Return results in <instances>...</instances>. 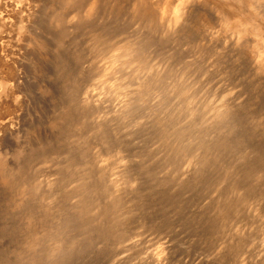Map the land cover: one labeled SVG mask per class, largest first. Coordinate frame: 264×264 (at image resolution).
I'll return each mask as SVG.
<instances>
[{"label":"rangeland","instance_id":"obj_1","mask_svg":"<svg viewBox=\"0 0 264 264\" xmlns=\"http://www.w3.org/2000/svg\"><path fill=\"white\" fill-rule=\"evenodd\" d=\"M59 1H61V0H35V2H34V0H20L19 4L20 5L24 4L25 5L24 7H26V9L29 10V11L27 10V12L29 14V17H28L29 19L26 21V23L27 22L28 23L27 24L25 23L26 27L24 26L22 28V30L20 28L15 27V26H11L10 24H5V22H2V20L0 19L1 20L0 21V55H1L0 56V163H2V161H3V164H0V167L5 164V166L2 167L4 169V171L6 169L5 172L9 173L10 171L11 172L14 171L16 173V175L15 174L12 175L13 173L10 172L11 173L10 176L12 175L11 177L14 178V180H12L11 184H10V183L4 182L5 179L2 177V174L0 172V264H20V263H22L21 258L23 259L24 256H27V258L28 257L33 258L35 256V254L33 252L34 250H33V248L31 249V245H30L31 241H28V240L33 235V233L36 231V229L39 228L38 226L43 225L42 224L43 222L48 223V225L50 224L49 229L51 228V226H54V227L57 226L56 229H59L61 227L65 228V226H66V229L67 228L68 229L65 232L68 233V237H72V238L76 237V239L78 238L77 240L80 244V247H79L80 249L78 250V253H81V254L79 255L77 253L78 254L77 256L76 255L75 256H69V262L70 263L67 262V264H121V263H123L122 261H124L123 264H126L127 262H128L127 264H129V263L130 264H136V263L137 264H142V263L144 264L146 262H147V264H153L154 262L150 261L149 259H147L149 261L146 260V258H148V256L152 255V254L154 255V257L158 258V260L156 259L154 264L158 263V261H159V264H173V263L174 264H183V263L184 264H192V263L196 262V260L202 261L203 258H204V261H203L204 264H209V263H211V264H213V263L214 264L215 263L216 264L217 263L218 264H264V69H263L264 68V64H263L264 63V45H263L264 44V25H263L264 24V11H263L264 10V0H258V1H256V0H207L208 1L207 4H206V2H207L206 0H195V1L194 0H147V3H146V0H141V1L140 0H123V1H121V0H103V1L101 0L100 1L99 0L100 3H97L98 1L96 2V4H97L96 9H95V10H97L96 15L95 14L94 15H90V14L87 15L88 9H89V6L87 5L86 7L88 9L82 10V12H81V10L78 12L76 11V13L73 12L74 14H71V15H75V14L77 15L80 13L79 16L81 18H83V20L85 18L86 19L88 18V20L86 21V19H85L84 21H82L81 19H79V21L81 20V22H78V23H80V25L77 23L76 24L77 27H73L74 29L73 28L71 29V27L66 26L67 27V28L65 27L66 30L65 29L62 30V28H64L65 25L62 28L56 27V29H55L54 21L52 18L54 5L55 6H57L58 4H60L58 6L62 5ZM117 1H118V3H117ZM201 1H203L204 3ZM253 1H254V3H253ZM255 1L257 3H255ZM143 2H144L143 5H145L143 7L145 9L141 5V3H143ZM258 2L260 3V5ZM49 3L51 6L49 5ZM32 5H34V7ZM115 6L116 7L119 6V7H117L118 9ZM139 6H141V7H139ZM147 6H148V9H146ZM206 6H208V7H206ZM35 7H37V8H35ZM140 8H142L144 10V14H143V10ZM30 9H31V11H30ZM214 9H215L216 13L214 12ZM223 9H225L226 11ZM195 10H197V11H195ZM208 10H209V13H208ZM259 10H260V12H259ZM40 11L43 13H41ZM178 11H179V13H178ZM147 12L149 14L151 13L150 15H152V16H150ZM217 14H219V16ZM83 15H84V17H83ZM148 15L150 16L149 19H153V20L150 21L149 19H147ZM90 17H92L91 20L89 19ZM50 18H52V19H50ZM51 20H52V22H50ZM182 20H184V21H182ZM31 21H32V23H31ZM147 24H148V27H147ZM185 24L187 25V27L183 28L186 26ZM29 25H31V26H29ZM149 25H151V26L149 27ZM175 26H176V28H175ZM253 26H255V27H253ZM13 27H15V28H13ZM226 27H228V28L226 29ZM30 28H32L31 30H33V31H31ZM45 28L47 30H45ZM60 28H61V30H60ZM68 28H69V30H67ZM130 28H132L134 30H132ZM75 29H77V30H75ZM49 30H51V31H49ZM66 31H67V33H66ZM181 32H182V34H181ZM244 32H246V33H244ZM62 33L63 34L66 33V34L63 36ZM131 33L134 34V35L133 34L132 35L135 38L137 37L139 39V37L140 38L142 37L141 39H139V44H141L142 41L145 40V38H146L145 42L143 41L142 44L145 43V46L147 44H148V47L150 46L149 48L148 47L143 48L142 53H145L146 55L144 54L143 56H140V58L144 57V56L148 57V58H141V61L143 59H145V62L143 60V62L131 61L130 63H127L125 61L126 56H122L123 53L121 55V52L123 51V48H125V45L131 44V41H133V37H131L129 39V37L132 36ZM137 33H139V34H137ZM141 33H143V34H141ZM49 34L51 35V37ZM125 34L128 35L129 37H126ZM136 34H137V36H136ZM139 35H143V36H139ZM21 36H23V37H21ZM120 36L123 39H119V40L122 41L125 39V41L120 42L118 40V37L120 38ZM34 37H36V38H34ZM193 37H195V38H193ZM48 38H50V39H48ZM135 38H134V40H135ZM138 39L135 40L137 45H138V42H137ZM161 39H162V41H160ZM58 40H60V41L58 42ZM115 40L117 42L116 43L117 45H115ZM126 40L127 41L129 40L130 42L127 43ZM140 40H142V41H140ZM148 40H150L149 41L150 43H148ZM55 42L58 44H56ZM118 42L121 44L118 45ZM59 43H61L62 46H60ZM122 43L125 45H123ZM142 44H141V46L143 47ZM196 44H198L199 46ZM118 47L121 49H119ZM144 49L146 50V52ZM169 49L171 50V52ZM183 50H184V52H183ZM191 50L193 52H191ZM232 50H235V51H232ZM190 52L193 54H191ZM114 54L120 55V59L118 60L119 63H117L114 60V58H113ZM187 54L189 55L190 58H188ZM200 56H202V57H200ZM233 56L236 58H234ZM196 57H197V59H196ZM121 58L123 59V62H122ZM6 59L8 62L7 61L4 62ZM220 59L222 60V62ZM228 59L231 60V62ZM120 60H121V62H120ZM191 60H193V61H191ZM194 60H196V61L194 62ZM216 60H220V62L219 61L217 62ZM227 61H229V62H227ZM233 61H235V62H233ZM137 62H139V64H137ZM140 62L143 64V66L147 65V66H145V68H147V69L145 70V68H144V70L146 72L144 70H141L143 67H141L142 65H140L141 64ZM147 62L149 63V65ZM207 62H209L211 64H209ZM121 63H122V65H121ZM123 63H124V65H123ZM99 65H101V67H98ZM91 66H92V68H91ZM102 66L106 69L102 68ZM154 66H156V67H154ZM88 67L90 69H88ZM130 67H132L131 68L132 70H130ZM37 68H38V70H37ZM100 68L102 69V71H100L101 70ZM151 68H153V70H151ZM207 68H209V69H207ZM9 69H11V70H9ZM103 69L105 70V72ZM136 69L138 70V72H136ZM139 70H141V72ZM262 70H263V72H262ZM11 71H12V73H11ZM128 71H130V72H128ZM149 71L151 74H149ZM156 71H158V72H156ZM248 71H250V72H248ZM123 72H124V74H123ZM152 72H154V73L152 74ZM131 73H133V74H131ZM141 73H143V74H141ZM144 73H147L150 76H148L147 74H146L147 75L146 76ZM155 73H157V76L155 75ZM257 74H259V75H257ZM104 75H106V76H104ZM136 75L138 78L143 77L142 79H144L145 76L147 77V82H145L146 80L144 81L145 84L147 83V85H145V90L148 89L146 91V93L141 92V90H140V89H142L140 82H143V80L139 78V82H138V78L132 79ZM154 75H155V77H154ZM158 75H160V76H158ZM260 75H262V76H260ZM10 76L12 78H10ZM246 76H248V77L246 78ZM259 76H260V79H259ZM148 78H149V80L151 79L155 82H153L151 80L149 82ZM14 79H17L20 81L19 82L17 81L18 82L17 83L14 81ZM158 79H159V81H158ZM160 79H163L162 81H164V82H162ZM126 80H127V82H126ZM13 81H14V83H13ZM124 82H126V84ZM133 82L135 83V85ZM148 82H149V85L151 84L150 87L148 85ZM248 82H250V83H248ZM117 83H118V85H117ZM121 83H122V86L120 85V88H119V84H121ZM127 83L129 86L127 85ZM240 83L241 84L244 83V84L241 85ZM123 84L126 86H124ZM132 84L134 85V87ZM234 86H236V87H234ZM116 87L119 88V90H118V92L120 91L119 94L116 93V91H114V89H116ZM126 87H128V88H126ZM143 88H144V86H143ZM111 89H113V90H111ZM121 89L125 90V93L123 90L121 91ZM128 90H130V92L132 94L130 92H128ZM134 90H136V91H134ZM145 90H143V91H145ZM111 91H114L115 93L111 92ZM86 92L94 94V95H92L94 98L92 97V99H91L92 102H91L90 107H92V108L87 106V108H84V110H85L84 111L83 106L81 107L82 104H81L80 99H81V96L84 95ZM68 93H70V94H68ZM112 93L116 95L115 96L116 99L113 96H111L113 99L109 98V96ZM238 93H240L239 96H238ZM72 95H74V96H72ZM245 95H247L248 97ZM125 96H126V98H125ZM229 96H231V97H229ZM147 98H148V100H147ZM243 98H245V99L243 100ZM139 99L141 100V102ZM158 100L160 101V103L158 102ZM71 102H73L74 104ZM132 102L134 104L135 103L136 104L134 105V104H132ZM234 102H236V103H234ZM78 103H80V105ZM140 103H141V105H137ZM240 103H242V104H240ZM129 104L131 105V107L129 106ZM154 104H156V105H154ZM166 105H168V106H166ZM135 106H136V108H135ZM158 106H160V107L158 108ZM72 107H73V109H72ZM166 108H168V110ZM188 108L191 110H188ZM81 109H82V111H81ZM113 109L116 111H114ZM148 109H151V110H148ZM159 109H162V110H159ZM90 110H92V111H90ZM120 110H122V111H120ZM154 110H156V111H154ZM110 111H111V113H113V111H114V114H115V112H117V113L120 112L119 114L123 118L119 117V116L118 117L114 116V114H111ZM189 111L190 112L193 111L194 112V113L192 112L193 114H197L196 116L193 115L195 117V119L192 116V113H190ZM166 112L168 115L166 114ZM219 112H221V113H219ZM109 113L111 114L112 120L110 118ZM173 113H174V115H172ZM200 113H202V114H200ZM84 114H85V117H83ZM156 114H157V116L159 115V117H157ZM188 114L190 115V117L192 116L193 118H190L188 116ZM101 115H102V117L104 116V119H102ZM161 115L163 116L162 119H161V117H162ZM219 115H222L221 116L222 121L224 120V122H222L223 125H225L223 127L224 128L226 127L225 128L226 131H224V132L229 133V134H227V136L229 135L227 138L225 137L226 135H224L223 137L228 139V141H229L228 144H229V148H230L229 149L230 152L228 154H221V156H220L221 161L220 162H222V164L220 163V166H218L220 168L216 167V169H214L213 167H215V166H213V165H212V167L209 166L210 168H207L208 170L205 168L204 172L209 171L211 173V175L209 174V172L204 173V172L200 171V169H199L198 171L202 172L203 174H200V172H199V174H196V177H195V172H193V171H196L198 169V165H199V164H197V166H196V163L194 162V161H196L195 158H193L195 153L192 156L191 152L185 150V153L188 152L191 155L189 154L190 155L189 156L187 154V156H186V154H185L184 156H181V157H183L182 159L179 157L181 160L179 158H177L179 161L178 163H180V161H182V163H180V164L182 166H187V165H189V161H190V163L193 162V166H194V164H195V166L192 168L196 167V170H192L191 174L189 175L190 177H187L188 180H187V178L186 179H180V178H178V173L177 174L175 172L173 173V176L175 174L177 175V177H176V175L174 176L175 178H177L176 180L180 179V181L178 180V183L179 182L182 183L183 181H185V182H183V185H186L185 188L182 186L183 189H180L181 185H182L180 183L177 186H176V183H175V185L170 184L169 183V182H171L170 179L173 177L171 175L172 174L171 172H172V167L174 166V163L176 164V166L173 167L174 169H175V167L177 170L182 169V167L181 168L178 167V166H180V164L177 165L178 164V163H176L177 160L176 161H173L174 159L172 160L171 157L174 158V156L171 154V152H170V155L168 156V154H169L168 151H172L170 149L173 146L175 147L176 146L175 144L177 143L174 140V138L172 137V135H171V137L169 135V133L172 131V129L174 127L173 125H171V126L167 125L170 123L169 120L172 119L171 117L178 116L177 118L176 117L173 118L172 121H173V124L176 121L175 124H177L179 126L180 124H182V121L184 122L186 119H188L189 121H192L193 119L194 120L197 119L196 121H194V120L193 121L199 122V123H200V120H202L203 122L202 121L201 122L204 123L205 121L212 119L213 116L216 117ZM96 116H98V118L101 117V119L104 120L105 123L108 124V125H106L105 123H103L104 121L102 122V125H106V126L102 127L103 132L98 131V128L94 127L95 125L93 124V118L92 117H96ZM105 116H106V118H105ZM149 116H152V117H149ZM166 116L167 117L169 116V117L167 118ZM199 116H200V118H199ZM203 116H205V117H203ZM206 116H208L207 120L206 119L203 120L204 118H206ZM74 117H75V119H73ZM209 117H211V118H209ZM83 118H86V119H83ZM90 118L92 121H90ZM118 118L123 119V121L121 122V119H120V122H119ZM145 118H146V120H145ZM164 119L167 121H165ZM81 120H83V122L85 121L86 123L84 122L85 123L84 125H83V123L80 125ZM145 121L146 122L148 121V123H146ZM151 121L152 122L154 121V122L152 123ZM157 121H159V123L161 125H163V124L160 121L165 122V124H166L165 129L168 128L167 130H169V128H170L169 133H167V136L169 137V139L163 135L164 133H162V131H161L162 129H159L161 125H159L157 123ZM88 122L89 123L92 122L91 125L92 126L94 125L93 128L94 129L96 128L95 130H96V132L99 133L98 134L99 137L95 133H94V135L92 134V131L95 132V130H93V128H92V130L90 129L92 126L91 125L89 126ZM118 122H119V124H118ZM139 122H140V124L143 122L141 124L142 127L139 126ZM225 122H227V123L225 124ZM123 123H125V124H123ZM144 123L147 125L148 128H146ZM154 123H156V124H154ZM77 124H79V125H77ZM148 124L150 126H152V129H151V127H149ZM198 124L193 123V127L200 128L199 127L200 125H198ZM72 125H74V126H72ZM84 126H86V127H84ZM137 126L139 127V130L135 129V128H137ZM143 126H145V127L143 128ZM155 126H158L159 128L158 127L157 128L160 131L157 132L158 129ZM167 126H169V127H167ZM77 127H78V129H77ZM80 127L83 131L82 133H79V132H81V130H79ZM153 127H155V128H153ZM141 128L144 130H142ZM86 129H88L87 130L88 132H86ZM105 129L107 131H110V132H106ZM145 129H148V131H145ZM165 129H163V130H165ZM67 130H68V132H67ZM132 130H134L135 133ZM200 130L202 131L204 129L200 128ZM212 130L214 131V126L211 127V129H208V131L204 130L202 132H207L208 139H211V136L213 138V135H209V134H212V133L214 134V132ZM227 130H229V131H227ZM69 131H71V132H69ZM84 131L86 132V135H84L83 137H84V139L85 138L86 139H85V142L83 143L84 139L83 140L80 139V138H83L80 134L85 133ZM131 131L134 134L131 133ZM137 131H140V133ZM142 131H144V132H142ZM150 131H153V132L156 131L157 133L160 132L161 134L159 133L157 135L156 132L150 133ZM148 132H149V134H152L151 136L149 135L150 137L147 136ZM102 133H104L106 135H104ZM107 133H108V135H107ZM70 135H72L73 137ZM95 135H96L97 139H96V137H94ZM101 135H103L105 138L107 136V138H109L110 141L107 138L105 140V138L102 137ZM129 135L132 137H129ZM90 136H92V137H90ZM146 136H147V139H146ZM160 136L162 138L159 139ZM100 137H102V139H104V140L99 139V141H103V142L109 141L111 143L112 148L110 147V143H108L105 146L106 142L105 143L99 142L98 138H100ZM135 138H137V139H135ZM73 139L75 140V142ZM144 139L147 140L149 144L146 143L147 141H144ZM131 140H133V141H131ZM154 140H155V142H154ZM158 140H160L159 141L160 145L158 143ZM212 140L214 141L215 139L213 138ZM71 142L74 144H72ZM132 142L137 143L136 147H135V144ZM140 142H141V145H140ZM152 142H153V144H152ZM138 144H139V146H138ZM150 144H152V145H150ZM79 145H81V146H79ZM177 145L179 146V143ZM120 146H122V147H120ZM150 147L152 148V150L150 149ZM156 147L157 148L162 147L160 149L158 148L159 154L157 153ZM125 148L127 149V151ZM137 148H138V150H137ZM145 148H146V150H144ZM154 148H155L156 152L153 150ZM72 149H73V151H72ZM70 151H72V153L73 152L74 153L72 154ZM147 151H149V152H147ZM151 151L154 155H151ZM69 152L72 154V156L75 155V158L78 157V160L83 155H84V157H81V158H85V154H87L88 157L86 156V158H87L86 160L90 161L91 157H92V159L94 158L93 159L94 161H92V159H91V161L93 162V163L92 162L91 163L93 165H91L90 162L85 164L86 161H85V163L83 162L85 159H80V161H78L77 158L73 159V161L69 163V160H68L69 154H70ZM144 152H145V155H146V153H147V155L148 154L151 155L150 158H148L149 155L145 156V158H148L147 161L150 160L148 162V164H147V162L143 161V160L146 161V159H144V157H143V160H142V157L141 158L138 157V154H140V153H141V155L144 156ZM165 152L168 154H163ZM92 153H93L94 157L92 156ZM155 154L159 155V157H158L159 160H158V158L155 157L158 155H155ZM183 154L184 153H182L181 155H183ZM211 154H213L214 156L212 157ZM162 155H164L163 157L166 158V161H168L169 159H171V161L170 160L168 161L170 163L167 162V166H166V164L165 165L163 164V163H166L165 161L159 162L160 164H162L163 167L164 166L167 167V168L164 167V169L167 170V173H169V175H168L165 172L160 177L164 180L165 179L164 177L167 176L166 177L167 179H165V181L168 182L170 185L174 186L175 188L172 186L170 188H167V187H169V186L166 187V185L168 183L163 184V182H162L163 180L162 179L160 180V177L158 175L163 170L162 166L160 167V165L156 162L158 164L159 168H162V170H160V172L159 173L157 172V174H156V171H159L157 164L155 163L158 170L156 169L154 164H152L153 166L151 165V162L154 161V158H155V160L157 159L156 161H160V158L164 159L163 157H161ZM165 155H167V156H165ZM209 155H210V158H213V159L216 157L214 152L213 153L210 152ZM67 156H68V158H67ZM96 156H97V158H95ZM132 156H134V157H132ZM135 156L138 157L137 159H140V160L137 161ZM152 156H154V158H152ZM124 158H127V159H124ZM133 158H134V160H133ZM151 158L153 159V161ZM12 159H13V161H12ZM100 159H101V161L97 162ZM5 160H6V162H5ZM74 160H76L75 163H74ZM132 160H133V162L131 163ZM140 161H142V162H140ZM13 162H15V163H13ZM16 162H17V164H16ZM96 162L99 164H102V165L104 163L106 170H109V168H110L109 171H111V172H107L105 170V172L102 173L103 181L106 180L107 175H110V177L112 176V178L115 179V185H116L117 189L119 188L118 193H117V198H118L119 203L121 202V204H119L121 206L118 205L117 209H112V204H111L112 202H110V198L109 197L106 198L107 197V196H105L106 194L103 195V197H105L107 199L106 201H108V204L105 203V200L102 197V199H103L102 201L104 202V204H106L107 206L109 204H111L108 206L110 208V210H109V208L105 207L108 210L107 213H110L109 211H112V212H111V214H108L109 219L107 218L103 222V223H106L105 224L106 226L109 222L110 228H109V226H107V227L103 226L104 225L103 223H102L103 224L102 226L105 229L107 228V230H110L112 227L111 225H113V226L117 225V227H116L117 231H116V234H114V236L116 238L111 233L108 234L106 232L107 237L103 241H106L107 244H103L104 245L103 246L102 243H99V240H98L99 238H98V239H93V241H91L92 243L90 242V244H88L89 248H87L88 246L85 244V241L81 240L82 239V236H81L82 232L80 233V228H79V225L80 226L82 225L80 221H82V222H84V221L82 219H80V221H79V219H78V218H80L78 216L79 211L76 208H74V204L71 203V200H73V201L80 200L79 202H81V204L83 205L82 201L85 198H88V200L86 199L87 200L86 204L87 203L90 204V202H91L90 200H92V198H94V196L90 197L91 192L89 190L81 191V193L83 192V194H80V192H78V194L81 195V196L77 195L78 197L75 196V194H73V191L77 185H78L77 189H76L77 191L80 190L81 188H82L81 190L84 189L83 186H80L82 183L80 184L78 182L81 181L80 180L81 178H82V182H83V178L86 177L87 172H92L95 170L98 171L99 173L102 172L98 168H95V167H97L95 164ZM121 162H123V163H121ZM138 162H140V163H138ZM9 163L12 165V167ZM22 163H23V165H22ZM76 163H78V165H76ZM130 163H131V165H129ZM143 163H144V165H143ZM145 163H146V165H145ZM70 164H71V166H70ZM110 164L113 166H111ZM124 164H126V166L128 167V168L126 167L127 169L125 168L126 170L125 169L122 170V166ZM138 165H141L143 167L146 166V167L143 168V167L139 166L140 168H143L140 171L139 167H136ZM85 166H87L86 169H85ZM133 166H135L134 169H133ZM151 166L155 169H154V171L152 170L153 174L151 173V175H150L149 171L151 168H149V167H151ZM42 167L44 168V170ZM45 167H47V168L50 167V169H47V168L45 169ZM77 167H78V169H77ZM91 167H92V169H91ZM11 168H13V169L11 170ZM39 168L42 169L44 172L42 170H40ZM82 168L85 170L89 169L86 172L85 171L82 172L83 174H85L84 177H83V174L81 173V171H83ZM183 168H185V167H183ZM16 169L17 170L19 169V171L17 172ZM74 169L76 172L74 171ZM80 169H81V171L77 172V170L79 171ZM136 169L137 170L139 169V170L137 171ZM146 169H147V171H146ZM174 169H173V171H174ZM217 169H219V170H217ZM213 170H215V172H213ZM118 171H120V172H118ZM139 171H140V174H138V176L140 175L139 180H141V181L137 180V178H134L137 176V172H139ZM143 171L146 172L145 173L146 175L148 173L147 176H150V177L146 176L145 180H147V178H148L147 181H144V178H145V176L143 177L144 173L141 175V172H143ZM168 171H171V172H168ZM198 171L196 173H198ZM217 171H218V173H216ZM125 172H127V173H125ZM176 172H178V171H176ZM128 173H129V175H127ZM135 173H136V176H135ZM34 175H36L37 178ZM78 175H80L81 177ZM154 175L155 176L157 175V177H155ZM170 175L172 176L171 178H170ZM16 176H17V178L15 179ZM151 176L155 177L157 179V181H158V179L160 180V181H158L159 182L158 185H160L161 183L163 185H165V186H163L161 184L159 186L160 188L163 189V187H166L168 189V191L171 190V191H169V193L172 192L171 195H169V196H167L168 194L165 195L167 197H170V199L167 198V200H165L166 197H164V196L155 198L156 196H160V194H163L162 192H164L165 190L160 192L162 189L160 190V188L157 185L158 182L155 179L151 178ZM168 176L170 179L168 178ZM205 176H206V178H205ZM20 177L21 178L25 177L27 179L29 177V181L27 179L25 180V178H23L24 180L22 179L23 181H26V183H27L24 186V188L20 185L21 184L20 181H19L20 184L17 182L18 180H20ZM191 177H192V179H190ZM33 178H36V179H33ZM132 178L134 180H137V181H134L133 183H131L133 180ZM175 178H174V180H175ZM31 179H32V181H31ZM78 179H79V181H78ZM142 179H143V184H145L146 182L148 183V181H149V183H148L149 185L148 184H145V185L141 184ZM149 179L150 180L153 179L154 182H153V180L150 181ZM237 179H238V182H237ZM174 180L172 179V182ZM186 180L188 181V183L191 182L192 185H189L190 183L187 184ZM75 181H78V182L74 183ZM155 181H156V183H155ZM126 182H127V185H126ZM138 182H141V183H139V185H138ZM150 182L152 184L153 183L156 184V185L153 184L154 186L152 185V187H158L159 188L158 191L160 194L158 192L155 193V191H157V188L156 189L154 188L155 191H153L154 189L152 190V188L149 189V186H151ZM234 182L236 184H234ZM14 183H16V184H14ZM39 183H41V184H39ZM104 184H105V181H104ZM39 185H40V187H39ZM71 185H73V187H74L72 189L73 191L69 190L70 188H72ZM82 185H84V183ZM129 185H130V187H129ZM140 185H143V186H140ZM135 186H137L139 189ZM145 186L148 188H145ZM196 186H197V188H196ZM21 188H22V190H21ZM30 188H32V189H30ZM103 188H104V186H103ZM120 188H122V189H120ZM144 188L147 190H145ZM171 188L176 189L175 191H177V190H179V191H177L175 193V191L172 190ZM26 189H27V191H26ZM110 189L111 188H108V192ZM126 189H130V190L127 191ZM122 190L125 192H123ZM133 190L136 191V194H135L136 196L133 194V193H135V192H133ZM139 190L142 192V193L141 192L140 193L143 194L144 197L142 195L138 194ZM150 190H152L151 191L152 195H154L153 193L156 194V195H154L155 197L152 195L149 196ZM190 190L192 192V195H191ZM21 191L24 193H22ZM35 191H37V192H35ZM69 191H71V193L77 199L75 198V200H74L73 195H72L73 197L72 196L69 197L71 195L69 193ZM88 191H89V193H88ZM111 191L112 190H110V193H111ZM146 191H148L149 194H147L148 192L146 193ZM84 192H86L85 196H83ZM167 192H165V193H167ZM68 193L70 195H68ZM173 193H175V194H173ZM177 193H178V195H177ZM23 194H24V196H23ZM27 194H29V195H27ZM144 194L147 196H145ZM157 194H159V195H157ZM198 194H200V195H198ZM20 195H22V198H24V199H25V195H26V198H28V199H27V201H26V199L25 200L23 199V202L24 203L29 202V204H31V205L26 203L27 204L26 207H25V205H24V207H22V205L19 207L18 202L22 201ZM92 195H94V194L92 193ZM173 195H174V197H173ZM215 195L216 196L218 195V196L216 197ZM119 196H121V197H119ZM148 196L149 197L152 196L154 198H152V197L149 198ZM171 196L174 199H171ZM213 196H215L216 198L215 197L213 198ZM134 197H136V198H134ZM71 198H73V199H71ZM119 198H120V200H119ZM121 198H123V199H121ZM177 198H178V200L180 199L179 201H181V203L178 200H177L178 202L176 201ZM199 198H200V200H199ZM133 199H135V200H133ZM157 200L159 202H157ZM174 200L176 201L177 204L180 203L179 208L181 210L179 208H177V204L174 203L175 202ZM182 200H183V202H182ZM153 201L157 202V203H154ZM31 202H33V205L36 208L35 211H34V208H33ZM37 202H38V204H37ZM47 203H49V204H47ZM188 203H189V205H188ZM37 205L38 206L42 205V206H40V208H39V207H37ZM45 205H46V207H45ZM84 205H85V202H84ZM106 205H103V207ZM175 205H176V208H174ZM189 206H192V207H189ZM37 208L39 210L41 209L42 211L37 210ZM68 208H70V209H68ZM72 208H73V210H72ZM29 209H31L32 211ZM78 209H79V207H78ZM45 210H46V212H45ZM71 210L74 213H76V215L73 214V212ZM75 210H76V212H75ZM199 210H201V211H199ZM22 211H24V212H22ZM38 211L41 213H38ZM69 211H71V212H69ZM114 211L116 212V214L119 213L118 214L119 216L115 215ZM45 213L47 214V217H49L50 219H48L46 217ZM64 213H65V215H63ZM67 213H69V214H67ZM122 213H124V214H122ZM27 214H29V215H27ZM36 214H37V216H36ZM112 215L118 216L119 218L121 217L122 219H116V220H115V218L112 219L111 218ZM170 215H172V216H170ZM176 215H178V217L180 216L179 217L180 219L178 217H176ZM72 216H74V217H72ZM22 217H24V218L22 219ZM37 217H40V218H37ZM44 217L46 220L48 219V222L43 220ZM118 217H116V218H118ZM187 217H189V218H187ZM27 218L28 219L31 218L33 220H35V218H36V220L33 221V220L29 219V221H28ZM73 218L76 220V222L78 224L75 221H73L74 220ZM65 219L66 220L68 219L67 221H69L68 223L70 226H68V223H65ZM77 219H78V221H77ZM99 219H98V222L103 221V220L101 221V219L100 220ZM189 219H190V221H189ZM112 220L116 221V223L118 220V223L114 224L115 222ZM199 220H200V222H199ZM205 220H207V221H205ZM50 221L51 222L53 221L52 225H51ZM70 221L73 222V223H71L72 225L70 224ZM100 222H99V224H100ZM168 222H169V224H168ZM223 222H224V224H223ZM28 223L32 226L30 227V225ZM75 223H76V226L71 227ZM151 223H153V224H151ZM62 224H65V226ZM182 224H183V226H182ZM227 224L229 226H227ZM36 225H38V226H36ZM121 225H123V226H121ZM173 225H174V227H173ZM203 225H205L206 227ZM221 225H223V226H221ZM34 226H36L37 228ZM163 226H164L165 230L163 229ZM54 227H52L50 229L51 232H52V230H54V231L56 230V229H53ZM220 227H221V229H220ZM28 228H30V229L28 230ZM166 229H167V231H166ZM210 229H212L213 231ZM217 229H219V230H217ZM26 230H28V231H26ZM151 231H153V232H151ZM250 231H251V233H250ZM145 232H147V233H145ZM157 232H159V233H157ZM171 232H172V234H171ZM79 233L81 235H79ZM222 233H223V235H222ZM166 234H167V236H166ZM65 235H66V233H65ZM109 235H112V236H109ZM175 235H177L179 238ZM193 236H196V237H193ZM245 236H247V237H245ZM79 237H81V238H79ZM170 237L174 238V240ZM26 238H27V240H26ZM153 238H155V239H153ZM181 238L184 239L182 241H184L185 243L181 242V241H176L179 239L181 240ZM127 239H128V241H126ZM95 240H96V242L98 241L100 246L101 245L103 246L102 248L99 245L97 246V248L100 247L99 249L101 251L98 249L100 253L94 252V251H98L97 248L94 246V245H96ZM171 240L174 241L175 243L179 242V245L174 244V242H172ZM80 241L82 244L80 243ZM119 241L121 242V244L134 242L136 245H138V247L135 245L139 249L138 253H136L137 248L135 247L136 248L135 249L134 245L132 246L133 248L129 247L127 250H124L126 253L131 251L130 254L129 253L126 254L125 252L123 253V251L121 252V249H119L121 247L120 246L121 244ZM28 242H29V244H28ZM108 242L110 244L109 246H108ZM180 242L182 244H184L183 247H180V245H182ZM227 242L230 245H228ZM112 243H114V244H112ZM205 243H206V245H205ZM168 246H170V247H168ZM172 246H174L176 248L171 249ZM177 246H179V247H177ZM226 246H227V248H226ZM90 247H91V249H90ZM111 247H113L111 250L112 254H111V252H109L110 251L109 249H111ZM81 248H82L83 252H80V251H82ZM94 248H96V249H94ZM149 248H151V251ZM200 248H201V250H200ZM23 249H24V251H23ZM116 249H117V251H116ZM172 250H174V251H172ZM113 252L114 253L116 252L115 255L117 257L115 255H113L114 254ZM118 252H120L121 254L119 255ZM21 253H23L24 256ZM141 253H143V254H141ZM149 253H151V254H149ZM154 253H157V254L155 255ZM98 254L99 255L101 254V255L99 256ZM134 254H135L136 258L134 257ZM147 254H149V255H147ZM30 255H33V257ZM124 255H125L126 259L120 260V256H124ZM136 255H138V256H136ZM200 255H202V256H200ZM207 255H209V256H207ZM88 256H89V259H86V257L88 258ZM142 256H143V258H145V260H146L145 262H143L144 260H143ZM199 256L200 257L204 256V257L200 259ZM195 257H197L198 259H195ZM108 258L110 261L108 260ZM139 258H140V260H139ZM221 258H223V259H221ZM234 259H235V261H234ZM101 260H103V261H101ZM133 260L134 261L136 260V261L133 262ZM176 260H178L179 262ZM236 260H238V262ZM198 261L196 264H203V262L199 263ZM213 261H215V262H213ZM103 262H105V263H103ZM169 262H171V263H169ZM48 264H49V262H48Z\"/></svg>","mask_w":264,"mask_h":264},{"label":"bare ground","instance_id":"obj_2","mask_svg":"<svg viewBox=\"0 0 264 264\" xmlns=\"http://www.w3.org/2000/svg\"><path fill=\"white\" fill-rule=\"evenodd\" d=\"M16 1V2H15ZM62 1V2H61ZM61 1H59L62 5L61 6H58V5H60V4H58L57 6H55L54 5V8H53V21H54V25H55V29H56V27H63L64 25V28H62V30L63 29H65V27L67 26V27H71V29L73 28V27H77L76 26V24L78 23V22H81V20L82 21H84L83 20V18H81L80 16H79V14H75V15H71V14H74L73 12H75L76 13V11L78 12V11H80L81 10V12H82V10H85V9H88L86 6L88 5L89 6V9H88V13H87V15L88 14H90V15H96V11L97 10H95L96 9V2L97 3H100L99 2V0H61ZM101 1V0H100ZM103 1V0H102ZM121 1H123V0H121ZM120 1V2H121ZM141 1V0H140ZM195 1V0H194ZM207 1V0H206ZM256 1H258V0H256ZM255 1V3H257ZM19 2H20V0H0V19L2 20V22H5V24H10L11 26H15V27H17V28H20L21 30H22V28L25 26V23H26V21L29 19L28 17H29V14H28V12H27V10L28 9H26V7H24L25 5L23 4V5H20L19 4ZM34 2H35V0H34ZM38 2V1H37ZM58 2V3H59ZM158 2V1H157ZM174 2V1H173ZM200 2V1H199ZM201 2H203V1H201ZM28 3V2H27ZM117 3H118V1H117ZM122 3V2H121ZM146 3H147V0H146ZM193 3V2H192ZM204 3V2H203ZM208 3V1L206 2V4ZM253 3H254V1H253ZM252 3V4H253ZM259 3V2H258ZM263 3V2H262ZM36 4V3H35ZM144 4V2L143 3H141V5H142V7L143 6H145V5H143ZM200 4V3H199ZM27 5V4H26ZM49 5H50V3H49ZM99 5V4H98ZM139 5V4H138ZM212 5V4H211ZM226 5V4H225ZM234 5V4H233ZM247 5V4H246ZM259 5H260V3H259ZM263 5V4H262ZM33 7H34V5H32ZM48 6V5H47ZM51 6V5H50ZM106 6V5H105ZM120 6V5H119ZM119 6H117V7H119ZM193 6V5H192ZM209 6V5H208ZM208 6H206V7H208ZM216 6V5H215ZM214 6V7H215ZM227 6V5H226ZM257 6V5H256ZM30 7V6H29ZM98 7V6H97ZM116 7V6H115ZM116 7V8H117ZM139 7H141V6H139ZM203 7V6H202ZM212 7V6H211ZM223 7V6H222ZM259 7V6H258ZM35 8H37V7H35ZM100 8V7H99ZM102 8V7H101ZM144 8V7H143ZM200 8V7H199ZM205 8V7H204ZM46 9V8H45ZM98 9V8H97ZM118 9V8H117ZM140 9H142V8H140ZM145 9V8H144ZM146 9H148V6H147V8ZM210 9V8H209ZM254 9V8H253ZM258 9V8H257ZM120 10V9H119ZM143 10V9H142ZM188 10V9H187ZM207 10V9H206ZM223 10H225V9H223ZM261 10V9H260ZM260 10H259V12H260ZM29 11V10H28ZM30 11H31V9H30ZM147 11V10H146ZM195 11H197V10H195ZM226 11V10H225ZM264 11V10H263ZM262 11V12H263ZM41 12V11H40ZM189 12V11H188ZM200 12V11H199ZM214 12H215V9H214ZM41 13H43V12H41ZM146 13V12H145ZM148 13V12H147ZM178 13H179V11H178ZM208 13H209V10H208ZM216 13V12H215ZM228 13V12H227ZM254 13V12H253ZM82 14V13H81ZM143 14H144V10H143ZM149 14V13H148ZM151 14V13H150ZM149 14V15H150ZM212 14V13H211ZM225 14V13H224ZM32 15V14H31ZM86 15V16H87ZM147 15V14H146ZM148 15V16H149ZM218 16H219V14H217ZM216 15V16H217ZM223 15V14H222ZM227 15V14H226ZM41 16V15H40ZM45 16V15H44ZM147 16V19H149L150 18V16H152V15H150L149 17ZM230 16V15H229ZM235 16V15H234ZM262 16V15H261ZM39 17V16H38ZM80 17V18H79ZM83 17H84V15H83ZM89 17V16H88ZM31 18V17H30ZM45 18V17H44ZM52 18H50V19H52ZM91 18L92 17H90L89 19L91 20ZM186 18V17H185ZM200 18V17H199ZM49 19V20H50ZM79 19H81L80 21H79ZM219 19V18H218ZM228 19V18H227ZM262 19V18H261ZM0 20V21H1ZM31 20V19H30ZM29 20V21H30ZM88 20V18L86 19V21ZM89 20V21H90ZM150 21L151 20H153V19H149ZM148 20V21H149ZM174 20V19H173ZM259 20V19H258ZM182 21H184V20H182ZM188 21V20H187ZM213 21V20H212ZM49 22V21H48ZM50 22H52V20L50 21ZM186 22V21H185ZM210 22V21H209ZM28 23V22H27ZM26 23V24H27ZM31 23H32V21H31ZM37 23V22H36ZM148 23V22H147ZM188 23V22H187ZM217 23V22H216ZM259 23V22H258ZM44 24V23H43ZM49 24V23H48ZM79 25H80V23H78ZM152 24V23H151ZM181 24V23H180ZM214 24V23H213ZM227 24V23H226ZM183 25V24H182ZM186 25V24H185ZM212 25V24H211ZM217 25V24H216ZM264 25V24H263ZM29 26H31V25H29ZM28 26V27H29ZM151 25H149V27H150ZM222 26V25H221ZM256 26V25H255ZM255 26H253V27H255ZM261 26V25H260ZM15 27H13V28H15ZM26 27V26H25ZM33 27V26H32ZM66 27V28H67ZM147 27H148V24H147ZM187 27V25L185 26V27H183V28H186ZM224 27V26H223ZM52 28V27H51ZM54 28V27H53ZM61 28H60V30H61ZM80 28V27H79ZM175 28H176V26H175ZM228 27H226V29H227ZM259 28V27H258ZM32 28H30V30H31ZM58 29V28H57ZM70 29V30H71ZM74 29V28H73ZM130 29H132V28H130ZM145 29V28H144ZM150 29V28H149ZM173 29V28H172ZM222 29V28H221ZM244 29V28H243ZM38 30V29H37ZM45 30H47L46 28H45ZM52 30V29H51ZM51 30H49V31H51ZM66 30V29H65ZM67 30H69V28L67 29ZM75 30H77V29H75ZM96 30V29H95ZM132 30H134V29H132ZM131 30V31H132ZM153 30V29H152ZM181 30V29H180ZM190 30V29H189ZM248 30V29H247ZM31 31H33V30H31ZM73 31V30H72ZM94 31V30H93ZM92 31V32H93ZM130 31V32H131ZM136 31V30H135ZM154 31V30H153ZM152 31V32H153ZM179 31V30H178ZM244 31V30H243ZM37 32V31H36ZM47 32V31H46ZM61 32V31H60ZM64 32V31H63ZM128 32V31H127ZM174 32V31H173ZM180 32V31H179ZM183 32V31H182ZM182 32H181V34H182ZM242 32V31H241ZM14 33V32H13ZM66 33H67V31H66ZM65 33V34H66ZM97 33V32H96ZM103 33V32H102ZM188 33V32H187ZM244 33H246V32H244ZM255 33V32H254ZM63 34V33H62ZM65 34H63V36L65 35ZM112 34V33H111ZM110 34V35H111ZM133 33H131V35H132ZM137 34H139V33H137ZM137 34H136V36H137ZM141 34H143V33H141ZM147 34V33H146ZM151 34V33H150ZM40 35V34H39ZM44 35V34H43ZM50 35V34H49ZM96 35V34H95ZM119 35V34H118ZM123 35V34H122ZM126 35V34H125ZM134 35V34H133ZM128 36V35H126V37H129V39L131 38V37H133V41H131V44H127L128 42H130L129 40L127 41L126 40V44L127 45H125V44H123V45H125V48H123V51L121 52V55H122V53H123V55L122 56H126V62L127 63H130L131 61H141V58H148L147 56L145 57H141L140 58V56H143L145 53H142L143 52V48H145V47H148V44L145 46V43L144 44H142L143 43V41L145 42V40H146V38H145V40H140V41H142V45H143V47L141 46V44H139V39H141L140 37H139V39H138V45H137V43L135 42V40H137L134 36ZM149 35V34H148ZM246 35V34H245ZM254 35V34H253ZM35 36V35H34ZM57 36V35H56ZM139 36H143V35H139ZM189 36V35H188ZM262 36V35H261ZM6 37V36H5ZM9 37V36H8ZM21 37H23V36H21ZM45 37V36H44ZM50 37H51V35H50ZM112 37V36H111ZM191 37V36H190ZM252 37V36H251ZM3 38V37H2ZM34 38H36V37H34ZM53 38V37H52ZM57 38V37H56ZM134 38H135V40H134ZM149 38V37H148ZM193 38H195V37H193ZM192 38V39H193ZM10 39V38H9ZM8 39V40H9ZM15 39V38H14ZM48 39H50V38H48ZM59 39V38H58ZM119 39H123L121 36H120V38L118 37V40ZM152 39V38H151ZM150 39V40H151ZM189 39V38H188ZM250 39V38H249ZM261 39V38H260ZM38 40V39H37ZM54 40V39H53ZM52 40V41H53ZM132 40V39H131ZM150 40H148V43H150L149 41ZM255 40V39H254ZM258 40V39H257ZM50 41V40H49ZM60 40H58V42H59ZM120 42H122V41H125V39L124 40H119ZM155 41V40H154ZM160 41H162V39L160 40ZM114 42V41H113ZM133 42V43H132ZM165 42V41H164ZM249 42V41H248ZM56 43V42H55ZM117 42H116V40H115V45H117L116 44ZM135 43V44H134ZM153 43V42H152ZM155 43V42H154ZM243 43V42H242ZM246 43V42H245ZM54 44V43H53ZM52 44V45H53ZM56 44H58V43H56ZM114 44V43H113ZM112 44V45H113ZM121 43H119L118 42V45H120ZM134 44V45H133ZM165 44V43H164ZM252 44V43H251ZM37 45V44H36ZM59 45L60 46H62L61 45V43H59ZM122 45V46H123ZM196 45H198V44H196ZM248 45V44H247ZM264 45V44H263ZM5 46V45H4ZM56 46V45H55ZM54 46V47H55ZM58 46V45H57ZM138 46V47H137ZM199 46V45H198ZM7 47V46H6ZM120 47V46H119ZM118 47V48H119ZM124 47V46H123ZM150 47V46H149ZM148 47V48H149ZM196 47V46H195ZM257 47V46H256ZM4 48V47H3ZM147 48V49H148ZM171 48V47H170ZM203 48V47H202ZM234 48V47H233ZM260 48V47H259ZM119 49H121V48H119ZM168 49V48H167ZM186 49V48H185ZM236 49V48H235ZM27 50V49H26ZM145 50V49H144ZM149 50V49H148ZM170 50V49H169ZM258 50V49H257ZM4 51V50H3ZM168 51V50H167ZM189 51V50H188ZM230 51V50H229ZM232 51H235V50H232ZM256 51V50H255ZM5 52V51H4ZM145 52H146V50H145ZM150 52V51H149ZM166 52V51H165ZM170 52H171V50H170ZM183 52H184V50H183ZM191 52H193L192 50H191ZM190 52V53H191ZM198 52V51H197ZM261 52V51H260ZM7 53V52H6ZM5 53V54H6ZM82 53V52H81ZM148 53V52H147ZM175 53V52H174ZM189 53V52H188ZM202 53V52H201ZM236 53V52H235ZM9 54V53H8ZM142 54V55H141ZM149 54V53H148ZM170 54V53H169ZM191 54H193V53H191ZM197 54V53H196ZM241 54V53H240ZM7 55V54H6ZM83 55V54H82ZM146 55V54H145ZM188 55V54H187ZM1 56V55H0ZM193 56V55H192ZM203 56V55H202ZM202 56H200V57H202ZM239 56V55H238ZM230 57V56H229ZM234 57V56H233ZM81 58V57H80ZM113 58H114V60L117 62V63H119V59H120V55L119 54H114L113 55ZM188 58H190L189 57V55H188ZM194 58V57H193ZM221 58V57H220ZM234 58H236V57H234ZM122 59V58H121ZM196 59H197V57H196ZM204 59V58H203ZM219 59V58H218ZM81 60V59H80ZM144 60V62H145V59H143ZM143 60L141 61V62H143ZM190 60V59H189ZM188 60V61H189ZM200 60V59H199ZM213 60V59H212ZM221 60V59H220ZM220 60H216L217 62L219 61L220 62ZM225 60V59H224ZM229 60V59H228ZM234 60V59H233ZM7 61V59L4 61V62H6ZM191 61H193V60H191ZM196 60H194V62H195ZM198 61V60H197ZM230 62H231V60H229ZM229 61H227V62H229ZM8 62V61H7ZM22 62V61H21ZM20 62V63H21ZM120 62H121V60H120ZM122 62H123V59H122ZM125 62V63H126ZM140 62V63H141ZM221 62H222V60H221ZM233 62H235V61H233ZM148 63V62H147ZM191 63V62H190ZM193 63V62H192ZM207 63H209V62H207ZM137 64H139V62H137ZM136 64V65H137ZM145 64V63H144ZM209 64H211V63H209ZM233 64V63H232ZM264 64V63H263ZM8 65V64H7ZM17 65V64H16ZM119 65V64H118ZM121 65H122V63H121ZM123 65H124V63H123ZM126 65V64H125ZM135 65V66H136ZM140 65H142L141 67H143L141 70H144V68H145V66H147V65H144L143 66V64L141 63ZM148 65H149V63H148ZM227 65V64H226ZM6 66V65H5ZM120 66V65H119ZM215 66V65H214ZM213 66V67H214ZM98 67H101V65H99ZM138 67V66H137ZM136 67V68H137ZM140 67V66H139ZM149 67V66H148ZM154 67H156V66H154ZM161 67V66H160ZM210 67V66H209ZM228 67V66H227ZM230 67V66H229ZM84 68V67H83ZM91 68H92V66H91ZM102 68H104L103 66H102ZM118 68V67H117ZM121 68V67H120ZM123 68V67H122ZM132 67H130V70H132L131 69ZM135 68V67H134ZM150 68V67H149ZM248 68V67H247ZM250 68V67H249ZM253 68V67H252ZM255 68V67H254ZM261 68V67H260ZM88 69H90L89 67H88ZM101 69V68H100ZM99 69V70H100ZM104 69H106V68H104ZM103 69V70H104ZM115 69V68H114ZM140 69V68H139ZM147 68H145V70H146ZM155 69V68H154ZM207 69H209V68H207ZM219 69V68H218ZM217 69V70H218ZM264 69V68H263ZM9 70H11V69H9ZM8 70V71H9ZM37 70H38V68H37ZM84 70V69H83ZM141 70H139L140 72H141ZM144 70V71H145ZM150 70V69H149ZM151 70H153V68H151ZM161 70V69H160ZM215 70V69H214ZM213 70V71H214ZM248 70V69H247ZM19 71V70H18ZM100 71H102V69L100 70ZM165 71V70H164ZM251 71V70H250ZM250 71H248V72H250ZM104 72H105V70H104ZM125 72V71H124ZM124 72H123V74H124ZM128 72H130V71H128ZM136 72H138V70L136 69ZM146 72V71H145ZM148 72V71H147ZM155 72V71H154ZM154 72H152V74L154 73ZM156 72H158V71H156ZM161 72V71H160ZM159 72V73H160ZM215 72V71H214ZM213 72V73H214ZM262 72H263V70H262ZM11 73H12V71H11ZM135 73V72H134ZM216 73V72H215ZM122 74V75H123ZM127 74V73H126ZM131 74H133V73H131ZM141 74H143V73H141ZM145 75L147 74V73H144ZM149 74H151L150 73V71H149ZM149 74H147L148 76H150ZM20 75V74H19ZM139 75V74H138ZM144 75V76H145ZM146 75V76H147ZM155 75L157 76V73H155ZM155 75H154V77H155ZM249 75V74H248ZM255 75V74H254ZM257 75H259V74H257ZM104 76H106V75H104ZM128 76V75H127ZM130 76V75H129ZM145 76V78L144 79H142L141 77H139L140 79H142L143 80V82H140L141 83V86H142V89L143 90H145V85H147V83L145 84V82H147V77ZM158 76H160V75H158ZM245 76V75H244ZM260 76H262V75H260ZM260 76H259V79H260ZM136 77V78H135ZM134 78H132V79H137L138 77H137V75L135 76ZM248 76H246V78H247ZM250 77V76H249ZM253 77V76H252ZM257 77V76H256ZM10 78H12L11 76H10ZM139 78H138V82H139ZM153 78V77H152ZM245 78V77H244ZM253 79V78H252ZM251 79V80H252ZM131 80V79H130ZM141 80V81H142ZM146 80V81H145ZM151 80V79H150ZM150 80H149V78H148V81L150 82ZM161 81L163 80V79H160ZM14 81L15 82H19L20 80H17V79H14ZM14 81H13V83H14ZM134 81V80H133ZM145 81V82H144ZM151 81H153V80H151ZM158 81H159V79H158ZM17 82V83H18ZM98 82V81H97ZM121 82V81H120ZM123 82V81H122ZM126 82H127V80H126ZM126 82H124L125 84H126ZM149 82H148V85H149ZM153 82H155V81H153ZM162 82H164V81H162ZM243 82V81H242ZM247 82V81H246ZM260 82V81H259ZM134 83V82H133ZM158 83V82H157ZM161 83V82H160ZM159 83V84H160ZM248 83H250V82H248ZM130 84V83H129ZM241 84V83H240ZM239 84V85H240ZM242 84H244V83H242ZM241 84V85H242ZM254 84V83H253ZM117 85H118V83H117ZM120 85L122 86V83L121 84H119V88H120ZM124 85V84H123ZM127 85H128V83H127ZM133 85V84H132ZM131 85V86H132ZM134 85H135V83H134ZM134 85H133V87H134ZM151 85V84H150ZM150 85H149V87H150ZM20 86V85H19ZM124 86H126V85H124ZM129 86V85H128ZM143 86H144V88H143ZM249 86V85H248ZM255 86V85H254ZM9 87V86H8ZM137 87V86H136ZM135 87V88H136ZM234 87H236V86H234ZM72 88V87H71ZM113 88V87H112ZM115 88V87H114ZM119 88L118 87H116V89H114V91H116V93H118L119 94V92H118V90H119ZM126 88H128V87H126ZM141 88V87H140ZM139 88V89H140ZM12 89V88H11ZM14 89V88H13ZM142 89H140L141 90V92H145L146 93V91L148 90H145V91H143ZM241 89V88H240ZM245 89V88H244ZM111 90H113V89H111ZM123 89H121V91H122ZM131 90V89H130ZM130 90H128V92H130ZM138 90V89H137ZM114 91H111V92H114ZM124 91V93H125V90H123ZM134 91H136V90H134ZM139 91V90H138ZM75 92V91H74ZM233 92V91H232ZM238 92V91H237ZM246 92V91H245ZM73 93V92H72ZM115 93V92H114ZM131 93V92H130ZM68 94H70V93H68ZM132 94V93H131ZM239 94L240 93H238V96H239ZM248 94V93H247ZM77 95V94H76ZM79 95V94H78ZM92 95H94V94H91V93H89V92H86L84 95H82L81 96V107L83 106V110H84V108H87V106H91V102H92ZM96 95V94H95ZM123 95V94H122ZM129 95V94H128ZM243 95V94H242ZM249 95V94H248ZM9 96V95H8ZM72 96H74V95H72ZM111 96H113L114 98H115V94H111L110 96H109V98L111 99L112 97ZM233 96V95H232ZM237 96V95H236ZM245 96H247V95H245ZM70 97V96H69ZM76 97V96H75ZM106 97V96H105ZM229 97H231V96H229ZM235 97V96H234ZM241 97V96H240ZM248 97V96H247ZM72 98V97H71ZM80 98V97H79ZM78 98V99H79ZM94 98V97H93ZM125 98H126V96H125ZM141 98V97H140ZM146 98V97H145ZM144 98V99H145ZM238 98V97H237ZM113 99V98H112ZM116 99V98H115ZM143 99V98H142ZM161 99V98H160ZM159 99V100H160ZM235 99V98H234ZM233 99V100H234ZM245 98H243V100H244ZM69 100V99H68ZM74 100V99H73ZM140 100V99H139ZM147 100H148V98H147ZM158 100V102L160 103V101ZM242 100V99H241ZM77 101V100H76ZM79 101V100H78ZM106 101V100H105ZM131 101V100H130ZM133 101V100H132ZM167 101V100H166ZM237 101V100H236ZM240 101V100H239ZM128 102V101H127ZM140 102H141V100H140ZM143 102V101H142ZM155 102V101H154ZM228 102V101H227ZM243 102V101H242ZM247 102V101H246ZM71 103H73V102H71ZM112 103V102H111ZM130 103V102H129ZM145 103V102H144ZM147 103V102H146ZM152 103V102H151ZM166 103V102H165ZM233 103V102H232ZM234 103H236V102H234ZM70 104V103H69ZM74 104V103H73ZM79 105H80V103H78ZM132 104H134L133 102H132ZM136 104V103H135ZM134 104V105H135ZM162 104V103H161ZM239 104V103H238ZM240 104H242V103H240ZM244 104V103H243ZM64 105V104H63ZM93 105V104H92ZM99 105V104H98ZM127 105V104H126ZM137 105H141V103L140 104H137ZM148 105V104H147ZM154 105H156V104H154ZM229 105V104H228ZM106 106V105H105ZM129 106L131 107V105L129 104ZM163 106V105H162ZM166 106H168V105H166ZM76 107V106H75ZM129 107V108H130ZM157 107V106H156ZM160 106H158V108H159ZM90 108H92V107H90ZM100 108V107H99ZM107 108V107H106ZM112 108V107H111ZM135 108H136V106H135ZM173 108V107H172ZM225 108V107H224ZM231 108V107H230ZM66 109V108H65ZM72 109H73V107H72ZM167 110H168V108H166ZM80 110V109H79ZM87 110V109H86ZM89 110V109H88ZM114 110V109H113ZM148 110H151V109H148ZM159 110H162V109H159ZM188 110H191V109H189L188 108ZM81 111H82V109H81ZM85 111V110H84ZM90 111H92V110H90ZM107 111V110H106ZM114 111H116V110H114ZM114 111H113V113H111V111H110V113L111 114H114ZM120 111H122V110H120ZM154 111H156V110H154ZM169 112V111H168ZM174 112V111H173ZM190 112V111H189ZM193 112V111H192ZM192 112H190V113H192ZM198 112V111H197ZM68 113V112H67ZM72 113V112H71ZM79 113V112H78ZM109 113V114H110ZM120 113V112H119ZM119 113H117V112H115V114H114V116H119V117H122V116H120V114ZM123 113V112H122ZM121 113V114H122ZM149 113V112H148ZM154 113V112H153ZM152 113V114H153ZM159 113V112H158ZM157 113V114H158ZM162 113V112H161ZM194 113V112H193ZM192 113V116L193 115H197V114H193ZM219 113H221V112H219ZM77 114V113H76ZM82 114V113H81ZM111 114H110V118H111ZM155 114V113H154ZM157 114H156V116H157ZM166 114H167V112H166ZM171 114V113H170ZM200 114H202V113H200ZM218 114V113H217ZM224 114V113H223ZM15 115V114H14ZM60 115V114H59ZM67 115V114H66ZM79 115V114H78ZM83 115V114H82ZM81 115V116H82ZM88 115V114H87ZM90 115V114H89ZM150 115V114H149ZM168 115V114H167ZM172 115H174V113L172 114ZM199 115V114H198ZM212 115V114H211ZM100 116V115H99ZM113 116V115H112ZM124 116V115H123ZM162 116V115H161ZM186 116V115H185ZM188 116L190 117V115L188 114ZM190 117V118H193V117ZM201 116V115H200ZM200 116H199V118H200ZM222 115H219V116H213V118L212 119H210V120H207V117L208 116H206V118H204L203 120H207V121H205L204 123H202L203 121L202 120H200V123L199 122H194V121H196V120H194L195 119V117H194V121L192 122V121H189L188 119H186L184 122L182 121V124H180L179 126L177 125V124H175V122H174V124H173V121H172V119L173 118H177L178 116H173V117H171L172 119L171 120H169V122L171 123H169V124H167V125H173L172 127H173V129H172V131L169 133V131H170V128H169V130H167V129H165L166 128V124H165V122H163V121H160V122H162V124L163 125H161L160 123H159V121H157V123L159 124V125H161L160 126V128L158 127V126H155L156 128L158 127L159 129H162L161 131H162V133H164L163 135L164 136H166V138H168L169 139V137L167 136V133H169V135H170V137H171V135H172V137L174 138V140L177 142L175 145V147L172 149H170V150H172V151H168L169 152V154L168 153H163V154H168V156L170 155V152H171V154L174 156V158L173 157H171L172 158V160L173 161H176L177 160V162L176 163H178L179 161H178V159L177 158H183V157H181V156H184L185 154H186V156H187V154L189 155L190 153H185V150H187V151H189V152H191V154H192V156L194 155V153H195V157L193 156V158H195V160L197 161H194L195 163H196V166H197V164H199L198 165V169L196 170V167L195 168H192V167H194L195 166V164H194V166H193V162L192 163H190V161H189V165H187V166H182L180 163H182V161H180V163H178L177 165H179L180 164V166H178V167H182V169H179L178 167V169L179 170H177L176 169V167H175V169L173 168L174 166H176V164L174 163V166L172 167V172L171 171H168V172H171L170 174L173 176V173L175 172L176 174L178 173V178H180V179H186L187 177H190L189 175L191 174V172H192V170H196V171H193V172H195V177H196V174H199V172L200 171H202V172H204V170H205V168L207 169V168H210V167H212V165L213 166H215V167H213L214 169H216V167H218V166H220V163L222 164V162H220L221 160H220V156H221V154H228L229 152H230V148H229V144H228V139H226L228 136H227V134H229V133H227V132H224V131H226V127L224 128L223 126H225V125H223V123L222 122H224V120L222 121V117H221ZM224 116V115H223ZM76 117V116H75ZM75 117L73 118V119H75ZM83 117H85V114H84V116ZM101 117H102V115H101ZM101 117L100 118H98V116H96V117H92L93 118V124L95 125H93L94 127H97L98 128V131H100V132H103V129H102V127H104V126H106V125H108L107 123H105V121L104 120H102V119H104V116L102 117V119H101ZM116 117V118H117ZM149 117H152V116H149ZM157 117H159V115L157 116ZM167 117V116H166ZM165 117V118H166ZM169 117V116H168ZM167 117V118H168ZM182 117V116H181ZM202 117V116H201ZM203 117H205V116H203ZM212 117V116H211ZM211 117H209V118H211ZM215 117V118H214ZM58 118V117H57ZM69 118V117H68ZM105 118H106V116H105ZM123 118V117H122ZM163 118V116L161 117V119ZM183 118V117H182ZM188 118V117H187ZM189 118V119H190ZM83 119H86V118H83ZM114 119V118H113ZM120 119L121 118H118V120H119V122H120ZM224 119V118H223ZM226 119V118H225ZM54 120V119H53ZM77 120V119H76ZM111 120H112V118H111ZM116 120V119H115ZM145 120H146V118H145ZM165 120V119H164ZM199 120V119H198ZM66 121V120H65ZM88 121V120H87ZM90 121H92L91 120V118H90ZM89 121V122H90ZM104 121V122H103ZM114 121V120H113ZM123 121V119H121V122ZM149 121V120H148ZM148 121L146 122V123H148ZM165 121H167V120H165ZM180 121V120H179ZM202 121V122H201ZM227 121V120H226ZM11 122V121H10ZM56 122V121H55ZM59 122V121H58ZM73 122V121H72ZM85 122V121H84ZM83 122V120H81V123H80V125L83 123V125L86 123H84ZM88 122V123H89ZM102 122L103 123H105L106 125H102ZM109 122V121H108ZM116 122V121H115ZM119 122H118V124H119ZM138 122V121H137ZM144 122V121H143ZM142 122V123H143ZM152 122V121H151ZM154 122V121H153ZM152 122V123H153ZM51 123V122H50ZM75 123V122H74ZM111 123V122H110ZM117 123V122H116ZM141 123V124H142ZM193 123H196V124H198V125H200L199 127L202 129H204V130H206V131H208V129H211V127H213L214 126V134L212 133V134H209V135H213V138L215 139L214 141L212 140L213 138H212V136H211V139H208V135H207V132H202V131H204V130H200V128H197V127H193ZM202 123V124H201ZM227 122H225V124H226ZM5 124V123H4ZM55 124V123H54ZM72 124V123H71ZM70 124V125H71ZM92 124V122L91 123H89V126ZM121 124V123H120ZM123 124H125V123H123ZM122 124V125H123ZM138 124V123H137ZM140 124V122H139V126H141L142 127V125ZM145 124V123H144ZM154 124H156V123H154ZM179 124V123H178ZM59 125V124H58ZM76 125V124H75ZM77 125H79V124H77ZM87 125V124H86ZM97 125V126H96ZM149 125V124H148ZM60 126V125H59ZM72 126H74V125H72ZM92 126V125H91ZM93 126L90 128L91 130H92V128H93ZM131 126V125H130ZM145 126H146V128H148L147 127V125L145 124ZM145 126H143V128L145 127ZM165 126V127H164ZM69 127V126H68ZM82 127V126H81ZM81 127H80V129L79 130H81V132H79V133H82L83 131H82V129H81ZM84 127H86V126H84ZM88 127V126H87ZM118 127V126H117ZM132 127V126H131ZM136 127V126H135ZM149 127H151V129H152V126H150L149 125ZM155 127H153V128H155ZM162 127V128H161ZM167 127H169V126H167ZM171 127V128H172ZM230 127V126H229ZM6 128V127H5ZM89 128V127H88ZM157 128V129H158ZM77 129H78V127H77ZM96 129V128H95ZM94 128H93V130H95ZM107 129V128H106ZM105 129V130H106ZM115 129V128H114ZM124 129V128H123ZM135 129H137V130H139V127L137 126V128H135ZM142 129V128H141ZM156 129V130H157ZM157 130V132L158 131H160V130ZM163 129H165V130H163ZM213 129V128H212ZM229 129V128H228ZM61 130V129H60ZM74 130V129H73ZM76 130V129H75ZM88 129H86V132H88L87 131ZM110 130V129H109ZM125 130V129H124ZM129 130V129H128ZM127 130V131H128ZM142 130H144V129H142ZM150 130V129H149ZM62 131V130H61ZM132 131H134V130H132ZM131 131V133H133ZM145 131H148V129H145ZM227 131H229V130H227ZM67 132H68V130H67ZM69 132H71V131H69ZM85 132V131H84ZM86 132L85 133H83V134H80L82 137L84 136V135H86ZM106 132H110V131H107L106 130ZM130 132V131H129ZM137 132H139L140 133V131H137ZM142 132H144V131H142ZM151 132H153V131H150V133ZM154 132H156V131H154ZM153 132V133H154ZM156 132V133H157ZM94 133L95 134H97V136H98V132H96V130H95V132H93L92 131V134L94 135ZM127 133V132H126ZM125 133V134H126ZM134 133H135V131H134ZM133 133V134H134ZM147 133V132H146ZM160 133V132H159ZM159 133H157V135L159 134ZM102 134H104V133H102ZM110 134V133H109ZM116 134V133H115ZM143 134V133H142ZM161 134V133H160ZM76 135V134H75ZM92 135V136H93ZM104 135H106V134H104ZM107 135H108V133H107ZM145 135V134H144ZM151 136L152 134H149V132H148V134H147V136ZM156 135V134H155ZM224 135H226L225 137L226 138H224L223 136ZM70 136H72V135H70ZM92 136H90V137H92ZM102 137H104L103 135H101ZM121 136V135H120ZM147 136H146V139H147ZM149 136V137H150ZM73 137V136H72ZM71 137V138H72ZM86 137V136H85ZM94 137H96V135L94 136ZM99 137V136H98ZM102 137H100V138H98V141H99V139H102ZM129 137H132V136H130L129 135ZM134 137V136H133ZM138 137V136H137ZM144 137V136H143ZM210 137V136H209ZM105 138V137H104ZM106 138H107V136H106ZM106 138H105V140H106ZM113 138V137H112ZM160 138H162L161 136L159 137V139ZM231 138V137H230ZM66 139V138H65ZM80 139H84V137L83 138H80ZM86 139V138H85ZM85 139H84V141H83V143L85 142ZM90 139V138H89ZM92 139V138H91ZM96 139H97V137H96ZM107 139H109V138H107ZM119 139V138H118ZM132 139V138H131ZM135 139H137V138H135ZM149 139V138H148ZM151 139V138H150ZM153 139V138H152ZM167 139V140H168ZM68 140V139H67ZM74 140V139H73ZM102 140H104V139H102ZM165 140V139H164ZM173 140V139H172ZM230 140V139H229ZM108 141V140H107ZM109 141H110V139H109ZM106 142V141H99V142H103V143H105V146L108 144V143H110V142ZM131 141H133V140H131ZM139 141V140H138ZM144 141H147V140H145L144 139ZM143 141V142H144ZM152 141V140H151ZM159 141L160 140H158V143H159ZM166 141V140H165ZM169 141V140H168ZM74 142H75V140H74ZM93 142V141H92ZM150 142V141H149ZM154 142H155V140H154ZM157 142V141H156ZM164 142V141H163ZM162 142V143H163ZM174 142V141H173ZM70 143V142H69ZM72 143V142H71ZM132 143H134V142H132ZM131 143V144H132ZM146 143H148V141L146 142ZM151 143V142H150ZM157 143V144H158ZM161 143V144H162ZM170 143V142H169ZM179 143V146L177 145ZM233 143V142H232ZM68 144V143H67ZM72 144H74V143H72ZM80 144V143H79ZM90 144V143H89ZM122 144V143H121ZM130 144V143H129ZM135 144V147H136V144L137 143H134ZM149 144V143H148ZM152 144H153V142H152ZM152 144H150V145H152ZM166 144V143H165ZM82 145V144H81ZM81 145H79V146H81ZM102 145V144H101ZM140 145H141V142H140ZM149 145V146H150ZM159 145H160V143H159ZM169 145V144H168ZM174 145V144H173ZM71 146V145H70ZM138 146H139V144H138ZM158 146V145H157ZM165 146V145H164ZM172 146V145H171ZM74 147V146H73ZM110 147H111V143H110ZM109 147V148H110ZM120 147H122V146H120ZM152 147V146H151ZM150 147V149L152 150V148ZM233 147V146H232ZM77 148V147H76ZM112 148V147H111ZM159 148V147H158ZM158 148L156 147V149H157V153H158ZM160 148H162V147H160ZM159 148V149H160ZM69 149V148H68ZM126 149V148H125ZM124 149V150H125ZM140 149V148H139ZM149 149V148H148ZM147 149V150H148ZM103 150V149H102ZM109 150V149H108ZM121 150V149H120ZM137 150H138V148H137ZM144 150H146V148L144 149ZM154 151H155V148L153 149ZM167 150V149H166ZM69 151V150H68ZM72 151H73V149H72ZM72 151H70L71 153H72ZM126 151H127V149H126ZM135 151V150H134ZM133 151V152H134ZM153 151V152H154ZM163 151V150H162ZM165 151V150H164ZM184 151V152H183ZM69 152V153H70ZM124 152V151H123ZM147 152H149V151H147ZM156 152V151H155ZM160 152V151H159ZM213 153L214 152V154H215V158L213 159V158H210V155H209V153ZM69 154V158H68V156H67V158H68V160H69V163L70 162H72L73 161V159H76L77 158V160H78V157H76L75 158V155H73L72 156V154L74 153H72V154ZM83 153V152H82ZM88 153V152H87ZM102 153V152H101ZM143 153V152H142ZM182 153H184L183 155H181ZM85 154V153H84ZM138 154V153H137ZM159 154V153H158ZM158 154H155V155H158ZM190 154V155H191ZM16 155V154H15ZM33 155V154H32ZM31 155V156H32ZM81 155V154H80ZM83 155V154H82ZM115 155V154H114ZM132 155V154H131ZM130 155V156H131ZM140 155V156H139ZM146 155H147V153H146ZM145 152H144V156L143 155H141V153L140 154H138V157L139 158H141L142 157V160H143V157H144V159H146V161L145 160H143L144 162H147V164H148V162L150 161V160H148L147 161V159L148 158H150V156L151 155H154L153 153H152V151H151V155H147L148 156V158H145ZM171 155V156H172ZM180 155V156H179ZM189 155V156H190ZM212 155V157L214 156L213 154H211ZM35 156V155H34ZM86 156L88 157V155L87 154H85V158H81V157H84V155L83 156H81L80 158H79V160L78 161H80V159H85L83 162L85 163V161H86V163L85 164H87V163H89L90 162V164L91 165H93L92 163V161H94L93 159H92V157H91V159H92V161H91V159H90V161H88V160H86L87 158H86ZM90 156V155H89ZM92 156H93V153H92ZM98 156V155H97ZM97 156L95 157V158H97ZM164 155H162L161 157H163ZM165 156H167V155H165ZM17 157V156H16ZM33 157V156H32ZM94 157V156H93ZM128 157V156H127ZM132 157H134V156H132ZM136 157V156H135ZM138 157H136V160L137 161H139L140 159H137ZM156 158H158L159 157V155L158 156H155ZM35 158V157H34ZM130 158V157H129ZM152 158H154V156H152ZM151 158V159H152ZM164 158V157H163ZM170 158V157H169ZM179 158V159H180ZM192 158V159H193ZM18 159V158H17ZM32 159V158H31ZM89 159V158H88ZM102 159V158H101ZM101 159L100 160H98L97 162H100L101 161ZM118 159V158H117ZM124 159H127V158H124ZM162 158H160V161H156L155 160V158H154V161H153V159H152V161L154 162H151V165L152 164H154V166L156 167V165H155V163L157 162L159 165H160V167L162 166V164H160L159 162H161V161H165L166 163H163L164 165L166 164V166H167V162L170 160L171 161V159H167L168 161H166V158H164V159H162ZM180 159V160H181ZM186 159V158H185ZM184 159V160H185ZM71 160V161H70ZM133 160H134V158H133ZM133 160L131 161V163L133 162ZM135 160V161H136ZM158 160H159V158H158ZM191 160V159H190ZM10 161V160H9ZM12 161H13V159H12ZM17 161V160H16ZM30 161V160H29ZM75 161L76 160H74V163H75ZM88 161V162H87ZM96 161V160H95ZM122 161V160H121ZM5 162H6V160H5ZM4 162V163H5ZM92 162V163H91ZM95 163L96 164V166L97 167H95V168H98L100 171H102L101 173H99L98 171H92V172H87L86 174V177H84V175L85 174H83L82 172H86L87 170H89V169H87V170H85L86 169V167L87 166H85V169H83V171H81V169L78 171L77 170V172H80L81 171V173L83 174V177L86 179H84L83 178V182H82V178L80 179L81 181L80 182H78L79 181V179H78V181H75L74 183H76V182H78V183H84V185H80V186H83L84 187V189L83 190H76L77 189V186L74 188L73 187V185H71V187L72 188H70L69 190H72L73 188H74V191H73V194H75V196H81L80 194H83V192L81 193V191H85V190H89L90 192H91V196L90 197H93L94 196V198H92V200H90L91 202H90V204L89 203H87L86 204V202H87V200H88V198H85L82 202H83V205L81 204V202H79L80 200H76V201H73V200H71V203L72 204H74V208H76L79 212V214H78V216L80 217V218H78L79 219V221H80V219H82L84 222H82V221H80L81 222V226L79 225V228H80V233L82 232V235L79 233V235H81L82 236V239L81 240H84L85 241V244L88 246V244H90V242L91 241H93V239H98L99 240V243H102V245L103 244H107L106 243V241H103L107 236V233L109 234V233H111L113 236H114V234H116V231H117V225H111L112 227H111V229L110 230H107V228L105 229L103 226H105V227H107V226H109V228H110V224H109V222H108V224H107V226L105 225L106 223H103L104 222V220H106L107 218H108V214H111V212L112 211H109L110 213H107V209L106 208H109L108 206L109 205H111L112 204V209H117V207H118V205L119 204H121V202L119 203V201H118V198H117V193H118V190H119V188L117 189V187H116V185H115V179L114 178H112V176L110 177V175H105L106 176V180H104L105 181V184H104V181H103V176H102V173L103 172H105V170H106V167L104 166V163H103V165L102 164H99V163ZM140 162H142V161H140ZM140 162H138V163H140ZM8 163V162H7ZM12 163V162H11ZM13 163H15V162H13ZM21 163V162H20ZM40 163V162H39ZM121 163H123V162H121ZM131 163L129 164V165H131ZM135 163V162H134ZM156 163V164H157ZM168 163H170V162H168ZM172 163V162H171ZM0 164H3V161H2V163H0ZM10 164V163H9ZM16 164H17V162H16ZM115 164V163H114ZM150 164V163H149ZM158 164H157V166H158ZM185 164V163H184ZM11 165V164H10ZM22 165H23V163H22ZM25 165V164H24ZM40 165V164H39ZM66 165V164H65ZM68 165V164H67ZM74 165V164H73ZM72 165V166H73ZM76 165H78V163H76ZM111 165V164H110ZM128 165V166H129ZM143 165H144V163H143ZM145 165H146V163H145ZM169 165V164H168ZM5 166V164L3 165V166H1L0 167V172H1V174H2V177L5 179V181L4 182H6V183H10L11 184V181L12 180H14V178H12L11 176L12 175H16V173L13 171V172H11V173H13L11 176H10V172L9 173H7V172H5L6 171V169H5V171H4V169L2 168V167H4ZM35 166V165H34ZM46 166V165H45ZM70 166H71V164H70ZM84 166V165H83ZM95 166V165H94ZM111 166H113V165H111ZM122 166V165H121ZM120 166V167H121ZM139 166H141V165H138V166H136V167H139ZM149 166V165H148ZM147 166V167H148ZM153 166V165H152ZM149 167V168H151L150 169V175H151V173L154 171V169L155 168H153V167ZM166 166H164V167H166ZM210 166V167H209ZM11 167H12V165H11ZM14 167V166H13ZM38 167V166H37ZM69 167V166H68ZM67 167V168H68ZM90 167V166H89ZM93 167V166H92ZM92 167H91V169H92ZM127 166H126V164H124L123 166H122V170H124L125 168H126ZM134 167L135 166H133V169H134ZM141 167H143V166H141ZM144 167H146V166H144ZM143 167V168H144ZM163 167V166H162ZM164 167H163V170H162V168H159V166H158V168H159V171H156V174H157V172L159 173L160 172V170H162L161 172H160V174L158 175L159 177L162 175V174H164L165 172L167 173V170H165L164 169ZM183 167H185V168H183ZM16 168V167H15ZM43 168V167H42ZM47 167H45V169H46ZM64 168V167H63ZM81 168V167H80ZM109 168V167H108ZM128 168V167H127ZM126 168V169H127ZM130 168V167H129ZM132 168V167H131ZM143 168H140L139 167V169H140V171L143 169ZM167 168V167H166ZM218 168H220V167H218ZM13 168H11V170H12ZM40 169V168H39ZM47 169H50V167L49 168H47ZM53 169V168H52ZM77 169H78V167H77ZM113 169V168H112ZM125 169V170H126ZM138 169V170H139ZM148 169V168H147ZM147 169H146V171H147ZM156 169H157V167H156ZM173 169H174V171H173ZM200 169V171H198ZM212 169V168H211ZM40 170H42V169H40ZM43 170H44V168H43ZM42 170V171H43ZM55 170V169H54ZM109 170H110V168H109ZM109 170H106L107 172H111V171H109ZM114 170V169H113ZM112 170V171H113ZM130 170V169H129ZM137 170V169H136ZM137 170V171H138ZM145 170V169H144ZM153 170V171H152ZM158 170V169H157ZM178 171V172H176V171ZM181 170V171H180ZM208 170V169H207ZM217 170H219V169H217ZM16 171L18 172L19 171V169L17 170L16 169ZM74 171H75V169H74ZM140 171L139 172H137V176H136V173H135V176L136 177H134V178H137V180H139V176H138V174H140ZM180 171V172H179ZM198 171V173H196ZM44 172V171H43ZM76 172V171H75ZM118 172H120V171H118ZM163 172V173H162ZM202 172H200V174H203ZM207 172H209V171H207ZM207 172H204V173H207ZM212 172V171H211ZM213 172H215V170H213ZM90 173V174H89ZM117 173V172H116ZM124 173V172H123ZM125 173H127V172H125ZM144 173V175H143V177L145 176V178H144V181H147L148 180V178H147V180H145L146 179V176L148 175V173H147V175L145 174L146 172L145 171H143V172H141V175ZM216 173H218V171L216 172ZM215 173V174H216ZM19 174V173H18ZM80 174V173H79ZM108 174V173H107ZM132 174V173H131ZM153 174V173H152ZM168 175H169V173H167ZM166 174V175H167ZM175 174V175H176ZM209 174L211 175V173L209 172ZM21 175V174H20ZM39 175V174H38ZM113 175V174H112ZM127 175H129V173L127 174ZM170 175V178L172 177ZM174 175V176H175ZM208 175V174H207ZM22 176V175H21ZM25 176V175H24ZM28 176V175H27ZM26 176V177H27ZM35 177H36V175H34ZM78 176H80V175H78ZM104 176V177H105ZM153 176V175H152ZM151 176V178H153V179H155L156 181H157V179L155 178V177H157V175L155 176V177H152ZM172 177L171 179L169 178V176H168V178L171 180V182H169L170 184H174L175 185V183H176V186L177 185H179V183H178V180L180 181V179H178V180H176L177 178H175V177ZM213 176V175H212ZM19 177V176H18ZM81 177V176H80ZM142 177V176H141ZM147 177H150V176H147ZM164 177V176H163ZM167 176H165L164 178L165 179H167L166 178ZM176 177H177V175H176ZM194 177V176H193ZM201 177V176H200ZM203 177V176H202ZM208 177V176H207ZM17 178V176L15 177V179ZM23 178H25V177H23ZM23 178H21L20 177V180H18L17 182L20 184V182H21V186L24 188V186L27 184L26 183V181H23L24 179ZM37 178V177H36ZM36 178H33V179H36ZM65 178V177H64ZM174 178H175V180H174ZM205 178H206V176H205ZM210 178V177H209ZM23 179V180H22ZM27 178H25V180H26ZM133 179V178H132ZM152 179V180H153ZM162 178L160 177V180H161ZM165 179L162 181L163 182V184L165 183V184H167L168 182H166L165 181ZM172 179L174 180L173 182H172ZM190 179H192V177L190 178ZM189 179V180H190ZM197 179V178H196ZM204 179V178H203ZM22 180V181H21ZM28 181H29V177H28V179H27ZM85 180V181H84ZM137 180H132V182L131 183H133L134 181H137ZM150 180V179H149ZM152 180H150V181H152ZM159 179H158V181H160ZM169 180V181H170ZM187 180H188V178H187ZM186 180V183L187 184H189V185H192V183L191 182H189L188 183V181ZM194 180V179H193ZM198 180V179H197ZM20 181V182H19ZM31 181H32V179H31ZM139 181H141V180H139ZM156 181H155V183H156ZM157 181V182H158ZM165 181V182H164ZM183 181V180H182ZM196 181V180H195ZM200 181V180H199ZM153 182H154V180H153ZM183 182H185V181H183ZM183 182L182 183H180V184H182L181 185V188L180 189H183V187L185 188L186 187V185H183ZM198 182V181H197ZM196 182V183H197ZM203 182V181H202ZM210 182V181H209ZM213 182V181H212ZM215 182V181H214ZM237 182H238V179H237ZM13 183V182H12ZM17 183V184H18ZM30 183V182H29ZM28 183V184H29ZM42 183V182H41ZM41 183H39V184H41ZM139 183H141V182H138V185H139ZM145 183V182H144ZM148 183H149V181H148ZM147 182L145 183V184H148ZM151 183V182H150ZM161 183V182H160ZM167 184L166 185V187L167 186H169V187H167V188H170L172 185H170V184ZM14 184H16V183H14ZM36 184V183H35ZM141 184H143V179H142V183ZM145 184H143V185H145ZM154 184V183H153ZM152 183L150 184L151 186H149V189L150 188H152V190L155 188H157V191H155V189L153 190V191H155V193L156 192H158L159 193V191H158V189L160 188L159 186L162 184H160V185H158L159 184V182L157 183V185H158V187H152V185H153ZM162 184V185H163ZM185 184V183H184ZM207 184V183H206ZM234 184H236L235 182H234ZM239 184V183H238ZM44 185V184H43ZM126 185H127V182H126ZM143 185H140V186H143ZM149 185V184H148ZM154 185H156V184H154ZM153 185V186H154ZM213 185V184H212ZM9 186V185H8ZM75 186V185H74ZM103 186H104V188H103ZM163 186H165V185H163ZM162 186V187H163ZM183 186V187H182ZM39 187H40V185H39ZM129 187H130V185H129ZM135 187H137V186H135ZM166 187H163V189L162 188H160V192H162V191H164V192H162L163 194L165 193V192H167L168 191V189L166 188ZM172 187H174V186H172ZM180 187V186H179ZM193 187V186H192ZM108 188H111L110 190H112L111 191V193H110V190H109V192H108ZM138 188V187H137ZM145 188H148V187H146L145 186ZM144 188V189H145ZM175 188V187H174ZM196 188H197V186H196ZM28 189V188H27ZM27 189H26V191H27ZM30 189H32V188H30ZM68 189V188H67ZM120 189H122V188H120ZM139 189V188H138ZM172 189V188H171ZM179 189V188H178ZM195 189V188H194ZM21 190H22V188H21ZM77 192H76V191ZM127 191L128 190H130V189H126ZM145 190H147V189H145ZM152 190H150V194H149V190L148 191H146V193L147 194H149V196L150 195H152L151 193V191ZM172 190H176V189H172ZM89 191H88V193H89ZM123 191V190H122ZM169 191H171V190H169ZM169 191L167 192V193H165L164 195L163 194H160V196H154V195H156L155 193H153L154 195H152V196H154L155 198H157V197H166V199L165 200H167V198H169L170 199V197H167V196H169V195H171V193L172 192H170L169 193ZM173 191V192H174ZM177 191H179V190H177ZM177 191H175V193L177 192ZM182 191V190H181ZM187 191V190H186ZM22 192V191H21ZM35 192H37V191H35ZM40 192V191H39ZM68 192V191H67ZM77 194H76V193ZM78 192H80V194H78ZM123 192H125V191H123ZM133 192H135V193H133L134 195L136 194V191H134L133 190ZM138 192V191H137ZM141 191L139 190V192H138V194L139 195H142L143 196V194H141L140 193ZM183 192V191H182ZM190 192H191V190H190ZM196 192V191H195ZM22 193H24V192H22ZM31 193V192H30ZM71 195H70V194ZM69 193H68V195H70L69 197H71L73 194L71 193V191H69ZM85 193L86 192H84V195L83 196H85ZM92 193L94 194V195H92ZM110 195H108V194ZM131 193V192H130ZM144 193V192H143ZM175 193H173V194H175ZM180 193V192H179ZM26 194V193H25ZM34 194V193H33ZM38 194V193H37ZM42 194V193H41ZM104 194H106L105 196H107L106 198H110V202H112L111 204H109L108 206L106 205V204H104V202L102 201L103 199H102V197H103V195ZM120 194V193H119ZM118 194V195H119ZM137 194V195H138ZM159 194H157V195H159ZM166 194H168L167 196H165ZM195 194V193H194ZM27 195H29V194H27ZM90 195V194H89ZM115 195V196H114ZM138 195V196H139ZM145 195V194H144ZM177 195H178V193H177ZM184 195V194H183ZM191 195H192V192H191ZM198 195H200V194H198ZM211 195V194H210ZM21 196V199H22V201H19L18 202V205H19V207L22 205V207H24V205H25V207H26V203H28L29 204V202H26L27 201V199L28 198H26V195H25V199H26V203H24L23 202V199L24 198H22V195H20ZM23 196H24V194H23ZM33 196V195H32ZM36 196V195H35ZM74 196V195H73ZM72 196V197H73ZM74 196V200H75V197ZM77 196V197H78ZM136 196V195H135ZM145 196H147V195H145ZM148 196V197H149ZM151 196V197H152ZM180 196V195H179ZM190 196V195H189ZM216 196V195H215ZM215 196H213V198L215 197ZM218 196V195H217ZM216 196V197H217ZM89 197V198H90ZM116 197V198H115ZM119 197H121V196H119ZM125 197V196H124ZM140 197V196H139ZM144 197V196H143ZM147 197V198H148ZM151 197H149V198H151ZM154 197H152V198H154ZM173 197H174V195H173ZM188 197V196H187ZM211 197V196H210ZM215 197V198H216ZM42 198V197H41ZM104 198V200H105V203H107L108 204V201H106L107 199L105 198V197H103ZM134 198H136V197H134ZM138 198V197H137ZM201 198V197H200ZM200 198H199V200H200ZM20 199V198H19ZM24 199V200H25ZM35 199V198H34ZM71 199H73V198H71ZM77 199V198H76ZM87 199V200H86ZM121 199H123V198H121ZM171 199H174V198H172V196H171ZM37 200V199H36ZM35 200V201H36ZM119 200H120V198H119ZM133 200H135V199H133ZM156 200V199H155ZM162 200V199H161ZM178 200V198L176 199V201ZM180 200V199H179ZM178 200V201H179ZM198 200V199H197ZM73 201V202H72ZM118 201V202H117ZM122 201V200H121ZM137 201V200H136ZM141 201V200H140ZM145 201V200H144ZM175 201V200H174ZM176 201L174 202V203H176ZM177 201V202H178ZM202 201V200H201ZM205 201V200H204ZM215 201V200H214ZM34 202V201H33ZM33 202H31L32 203V206H33V208H34V211L36 210V208H35V206L33 205ZM40 202V201H39ZM45 202V201H44ZM70 202V201H69ZM84 202H85V205H84ZM89 202V201H88ZM123 202V201H122ZM129 202V201H128ZM132 202V201H131ZM147 202V201H146ZM154 202V201H153ZM157 202H159L158 200H157ZM157 202H154V203H157ZM166 202V201H165ZM172 202V201H171ZM180 203H181V201H179ZM182 202H183V200H182ZM206 202V201H205ZM143 203V202H142ZM152 203V202H151ZM164 203V202H163ZM180 203L179 204H177V208H179V205H180ZM35 204V203H34ZM37 204H38V202H37ZM41 204V203H40ZM47 204H49V203H47ZM81 204V205H80ZM171 204V203H170ZM184 204V203H183ZM195 204V203H194ZM205 204V203H204ZM29 205H31V204H29ZM103 205H106V206H104L103 207ZM141 205V204H140ZM188 205H189V203H188ZM40 206H42V205H40ZM40 206H38L37 205V207H39L40 208ZM119 206H121V205H119ZM148 206V205H147ZM173 206V205H172ZM186 206V205H185ZM21 207V208H22ZM45 207H46V205H45ZM70 207V206H69ZM78 207H79V209H78ZM106 207V208H105ZM181 207V206H180ZM189 207H192V206H189ZM197 207V206H196ZM205 207V206H204ZM28 208V207H27ZM31 208V207H30ZM164 208V207H163ZM174 208H176V205H175V207ZM182 208V207H181ZM207 208V207H206ZM68 209H70V208H68ZM67 209V210H68ZM145 209V208H144ZM180 209V208H179ZM203 209V208H202ZM29 210H31V209H29ZM37 210H39L38 208H37ZM47 210V209H46ZM46 210H45V212H46ZM66 210V211H67ZM72 210H73V208H72ZM71 210V211H72ZM109 210H110V208H109ZM133 210V209H132ZM181 210V209H180ZM209 210V209H208ZM207 210V211H208ZM25 211V210H24ZM24 211H22V212H24ZM32 211V210H31ZM39 211H42L41 209L39 210ZM38 211V213H41V212H39ZM65 211V212H66ZM71 211H69V212H71ZM185 211V210H184ZM188 211V210H187ZM199 211H201V210H199ZM205 211V210H204ZM73 212V211H72ZM75 212H76V210H75ZM115 212V211H114ZM113 212V213H114ZM132 212V211H131ZM135 212V211H134ZM137 212V211H136ZM143 212V211H142ZM206 212V211H205ZM31 213V212H30ZM93 213V214H92ZM25 214V213H24ZM43 214V213H42ZM46 214V213H45ZM67 214H69V213H67ZM73 214H75L76 215V213H74L73 212ZM119 214V213H118ZM118 214H116V212H115V215H118ZM122 214H124V213H122ZM213 214V213H212ZM27 215H29V214H27ZM41 215V214H40ZM63 215H65V213L63 214ZM138 215V214H137ZM181 215V214H180ZM190 215V214H189ZM24 216V215H23ZM36 216H37V214H36ZM42 216V215H41ZM98 216V217H97ZM110 216V215H109ZM113 216V217H112ZM111 216V218L112 219H114L115 218V220L116 219H122L121 217L119 218L118 216H114V215H112ZM128 216V215H127ZM170 216H172V215H170ZM216 216V215H215ZM29 217V216H28ZM32 217V216H31ZM35 217V216H34ZM33 217V218H34ZM46 217H47V214H46ZM68 217V216H67ZM72 217H74V216H72ZM76 217V216H75ZM116 217H118V218H116ZM126 217V216H125ZM124 217V218H125ZM138 217V216H137ZM176 217H178V215H176ZM180 217V216H179ZM178 217V218H179ZM209 217V216H208ZM214 217V216H213ZM24 217H22V219H23ZM37 218H40V217H37ZM42 218V217H41ZM48 219H50L49 217H47ZM65 218V217H64ZM101 219V221L102 222H100V224H99V222H98V219ZM164 218V217H163ZM183 218V217H182ZM187 218H189V217H187ZM193 218V217H192ZM198 218V217H197ZM215 218V217H214ZM21 219V220H22ZM28 219V218H27ZM29 219H31V218H29ZM29 219H28V221H29ZM48 219L46 220L45 219V217H44V221H47L48 222ZM74 219V218H73ZM78 219H77V221H78ZM99 219V220H100ZM109 219V218H108ZM166 219V218H165ZM180 219V218H179ZM209 219V218H208ZM213 219V218H212ZM211 219V220H212ZM227 219V218H226ZM31 220H33V219H31ZM30 220V221H31ZM35 220H36V218H35ZM35 220H33V221H35ZM38 220V219H37ZM55 220V219H54ZM68 220V219H67ZM66 219H65V223H68L69 221H67ZM72 220V219H71ZM162 220V219H161ZM173 220V219H172ZM178 220V219H177ZM192 220V219H191ZM196 220V219H195ZM225 220V219H224ZM26 221V220H25ZM24 221V222H25ZM32 221V222H33ZM58 221V220H57ZM73 221H75L76 222V220L74 219ZM109 221V220H108ZM112 221H114V220H112ZM120 221V220H119ZM175 221V220H174ZM189 221H190V219H189ZM205 221H207V220H205ZM219 221V220H218ZM41 222V221H40ZM43 222V221H42ZM51 222V221H50ZM49 222V223H50ZM106 222V221H105ZM115 223L114 224H117L118 223V220H117V223H116V221H114ZM122 222V221H121ZM160 222V221H159ZM158 222V223H159ZM184 222V221H183ZM187 222V221H186ZM198 222V221H197ZM199 222H200V220H199ZM226 222V221H225ZM228 222V221H227ZM23 223V222H22ZM34 223V222H33ZM58 223V222H57ZM62 223V222H61ZM71 223H73L72 221H70V224ZM77 223V222H76ZM76 223L73 225V226H71V227H74V226H76ZM104 225H103V224ZM120 223V222H119ZM174 223V222H173ZM212 223V222H211ZM210 223V224H211ZM218 223V222H217ZM25 224V223H24ZM29 224V223H28ZM43 225L42 226H38V225H36V226H38L39 228H37L36 226H34V227H36L37 229H36V231L33 233V235L29 238V240L28 241H31L30 242V245H31V249L33 248V252H34V254H35V256L33 257V255H30V256H32L33 258H31V257H28L27 258V256H24V254L23 253H21V254H23V259L21 258V262L22 263H20V264H48V262H49V264H67V262L68 263H70L69 262V256H77L78 254L80 255L81 253H78V250L80 249L79 247H80V244H79V242H78V238L76 239V237L75 238H72V237H68V233L67 232H65L67 229H66V226H65V224H62V225H64L65 226V228L64 227H61V228H59V229H56V227H54V226H51V228L52 227H54L53 229H56L55 231L54 230H52V232L50 231V229H49V225H48V223H42ZM53 224V221L51 222V225ZM55 224V223H54ZM78 224V223H77ZM151 224H153V223H151ZM168 224H169V222H168ZM181 224V223H180ZM187 224V223H186ZM213 224V223H212ZM223 224H224V222H223ZM22 225V224H21ZM30 225V224H29ZM67 225V224H66ZM72 225V224H71ZM103 225V226H102ZM190 225V224H189ZM194 225V224H193ZM216 225V224H215ZM24 226V225H23ZM32 225H30V227H31ZM59 226V225H58ZM68 226H70L69 225V223H68ZM67 226V227H68ZM121 226H123V225H121ZM159 226V225H158ZM180 226V225H179ZM182 226H183V224H182ZM203 226H205V225H203ZM221 226H223V225H221ZM227 226H229L228 224H227ZM29 227V226H28ZM152 227V226H151ZM154 227V226H153ZM173 227H174V225H173ZM181 227V226H180ZM206 227V226H205ZM76 228V227H75ZM108 228V229H109ZM156 228V227H155ZM161 228V227H160ZM172 228V227H171ZM192 228V227H191ZM212 228V227H211ZM214 228V227H213ZM217 228V227H216ZM26 229V228H25ZM30 228H28V230H29ZM32 229V228H31ZM163 229H164V226H163ZM186 229V228H185ZM193 229V228H192ZM220 229H221V227H220ZM28 230H26V231H28ZM162 230V229H161ZM165 230V229H164ZM173 230V229H172ZM178 230V229H177ZM182 230V229H181ZM204 230V229H203ZM210 230H212V229H210ZM217 230H219V229H217ZM166 231H167V229H166ZM176 231V230H175ZM186 231V230H185ZM192 231V230H191ZM213 231V230H212ZM107 232V233H106ZM113 232V233H112ZM151 232H153V231H151ZM178 232V231H177ZM189 232V231H188ZM205 232V231H204ZM203 232V233H204ZM234 232V231H233ZM28 233V232H27ZM65 233H66V235H65ZM145 233H147V232H145ZM157 233H159V232H157ZM166 233V232H165ZM182 233V232H181ZM191 233V232H190ZM195 233V232H194ZM207 233V232H206ZM217 233V232H216ZM236 233V232H235ZM250 233H251V231H250ZM170 234V233H169ZM171 234H172V232H171ZM215 234V233H214ZM112 235H109V236H112ZM146 235V234H145ZM192 235V234H191ZM212 235V234H211ZM222 235H223V233H222ZM238 235V234H237ZM166 236H167V234H166ZM169 236V235H168ZM174 236V235H173ZM175 236H177V235H175ZM226 236V235H225ZM115 237V236H114ZM113 237V238H114ZM178 237V236H177ZM176 237V238H177ZM193 237H196V236H193ZM244 237V236H243ZM245 237H247V236H245ZM79 238H81V237H79ZM116 238V237H115ZM114 238V239H115ZM170 238H172V237H170ZM179 238V237H178ZM177 238V239H178ZM221 238V237H220ZM219 238V239H220ZM229 238V237H228ZM31 239V240H30ZM120 239V238H119ZM153 239H155V238H153ZM163 239V238H162ZM166 239V238H165ZM173 240H174V238H172ZM25 240V239H24ZM26 240H27V238H26ZM101 240V241H100ZM122 240V239H121ZM170 240V239H169ZM176 240V239H175ZM182 240H184V239H182L181 238V240L179 239V240H176V241H181V242H184V241H182ZM234 240V239H233ZM239 240V239H238ZM83 241V242H84ZM114 241V240H113ZM126 241H128V239L126 240ZM162 241V240H161ZM164 241V240H163ZM172 241V240H171ZM226 241V240H225ZM26 242V241H25ZM95 242H96V240H95ZM120 242V241H119ZM165 242V241H164ZM172 242H174V241H172ZM180 242V243H181ZM27 243V242H26ZM80 243H81V241H80ZM92 243V242H91ZM98 243V241L96 242V245H94L96 248H97V246L99 245V243ZM118 243V242H117ZM156 243V242H155ZM158 243V242H157ZM185 243V242H184ZM226 243V242H225ZM28 244H29V242H28ZM82 244V243H81ZM84 244V243H83ZM84 244V245H85ZM112 244H114V243H112ZM120 244H121V242H120ZM144 244V243H143ZM174 244H176V245H179V242L178 243H175L174 242ZM182 244V243H181ZM211 244V243H210ZM214 244V243H213ZM227 244H228V242H227ZM236 244V243H235ZM29 245V246H30ZM85 245V246H86ZM100 246L101 248L104 246ZM110 244H109V242H108V246H109ZM134 245V248L137 246L138 247V245H136L134 242H129V243H123V244H121L120 246V248L119 249H121V252L123 251V253L125 252L124 250H127L129 247H132ZM136 245V246H135ZM166 245V244H165ZM169 245V244H168ZM183 245L184 244H182V245H180V247H183ZM205 245H206V243H205ZM212 245V244H211ZM210 245V246H211ZM215 245V244H214ZM228 245H230V244H228ZM107 246V247H108ZM171 246V245H170ZM170 246H168V247H170ZM198 246V245H197ZM243 246V245H242ZM23 247V246H22ZM92 247V246H91ZM91 247H90V249H91ZM99 247V248H100ZM106 247V248H107ZM116 247V246H115ZM136 247V248H137ZM155 247V246H154ZM165 247V246H164ZM177 247H179V246H177ZM191 247V246H190ZM200 247V246H199ZM246 247V246H245ZM26 248V247H25ZM87 248H89V246L87 247ZM96 248H94V249H96ZM99 248H97V250L99 249ZM110 248V247H109ZM112 248L113 247H111V249H109L110 251L109 252H111V250H112ZM118 248V247H117ZM133 248V247H132ZM135 248V249H136ZM167 248V247H166ZM165 248V249H166ZM172 248H176V247H174V246H172L171 247V249ZM185 248V247H184ZM226 248H227V246H226ZM229 248V247H228ZM250 248V247H249ZM248 248V249H249ZM30 249V250H31ZM84 249V248H83ZM93 249V248H92ZM115 249V248H114ZM113 249V250H114ZM150 249V251H151V248H149ZM162 249V248H161ZM231 249V248H230ZM244 249V248H243ZM29 250V249H28ZM81 250H82V248H81ZM100 250V249H99ZM99 250L98 251H94V252H96V253H100L99 252ZM138 248H137V252L136 253H138ZM142 250V249H141ZM148 250V249H147ZM184 250V249H183ZM199 250V249H198ZM200 250H201V248H200ZM223 250V249H222ZM23 251H24V249H23ZM22 251V252H23ZM101 251V250H100ZM105 251V250H104ZM115 251V250H114ZM116 251H117V249H116ZM143 251V250H142ZM146 251V250H145ZM164 251V250H163ZM168 251V250H167ZM172 251H174V250H172ZM80 252H83V250L82 251H80ZM128 252V251H127ZM130 252L131 251H129L128 253L130 254ZM147 252V251H146ZM166 252V251H165ZM78 253V254H77ZM85 253V252H84ZM107 253V252H106ZM114 253V252H113ZM116 253V252H115ZM115 253L113 254V255H115ZM126 253V252H125ZM128 253H126V254H128ZM170 253V252H169ZM208 253V252H207ZM225 253V252H224ZM27 254V253H26ZM30 254V253H29ZM105 254V253H104ZM111 254H112V252H111ZM118 254L120 255L121 253L120 252H118ZM117 254V255H118ZM141 254H143V253H141ZM145 254V253H144ZM149 254H151V253H149ZM149 254H147V255H149ZM155 255L157 254V253H154ZM188 254V253H187ZM87 255V254H86ZM99 255V254H98ZM101 255V254H100ZM99 255V256H100ZM112 255V256H113ZM123 255V254H122ZM193 255V254H192ZM22 256V255H21ZM29 256V255H28ZM90 256V255H89ZM89 256H88V258L86 257V259H89ZM111 256V255H110ZM116 256V255H115ZM114 256V257H115ZM136 256H138V255H136ZM146 256V255H145ZM189 256V255H188ZM200 256H202V255H200ZM199 256V257H200ZM207 256H209V255H207ZM215 256V255H214ZM217 256V255H216ZM81 257V256H80ZM93 257V256H92ZM117 257V256H116ZM133 257V256H132ZM134 257H135V254H134ZM158 257V256H157ZM172 257V256H171ZM198 257V256H197ZM197 257H195V259H198ZM204 257V256H203ZM203 257H200V259L201 258H203ZM218 257V256H217ZM104 258V257H103ZM131 258V257H130ZM136 258V257H135ZM142 258H143V256H142ZM174 258V257H173ZM177 258V257H176ZM212 258V257H211ZM71 259V258H70ZM73 259V258H72ZM99 259V258H98ZM118 259V258H117ZM124 259H126L125 258V255L124 256H120V260H124ZM147 259H149L150 261H152V262H154L155 263V261H156V259L158 260V258H156V257H154V255L152 254V255H149L148 256V258H146V260ZM184 259V258H183ZM194 259V260H195ZM219 259V258H218ZM221 259H223V258H221ZM108 260H109V258H108ZM129 260V259H128ZM139 260H140V258H139ZM144 260V261H143ZM143 262H145L146 260H145V258H143ZM149 260H147V261H149ZM181 260V259H180ZM71 261V260H70ZM101 261H103V260H101ZM110 261V260H109ZM108 261V262H109ZM116 261V260H115ZM119 261V260H118ZM136 261V260H135ZM134 260H133V262H135ZM176 261H178V260H176ZM192 261V260H191ZM197 261L198 260H196V262H194V263H192V264H196L197 263ZM204 261V258L202 259V261H198L199 263H201V262H203ZM219 261V260H218ZM234 261H235V259H234ZM237 262H238V260H236ZM85 262V261H84ZM96 262V261H95ZM107 262V263H108ZM123 263H124V261H122ZM126 262V261H125ZM179 262V261H178ZM177 262V263H178ZM213 262H215V261H213ZM217 262V261H216ZM220 262V261H219ZM103 263H105V262H103ZM123 263H121V264H123ZM128 263V262H127ZM126 263V264H127ZM153 263V264H154ZM169 263H171V262H169ZM130 264V263H129ZM137 264V263H136ZM143 264V263H142ZM144 264H147V262L146 263H144ZM156 264H159V261H158V263H156ZM174 264V263H173ZM184 264V263H183ZM203 264H204V262H203ZM209 264H211V263H209ZM214 264V263H213ZM216 264V263H215ZM218 264V263H217Z\"/></svg>","mask_w":264,"mask_h":264}]
</instances>
